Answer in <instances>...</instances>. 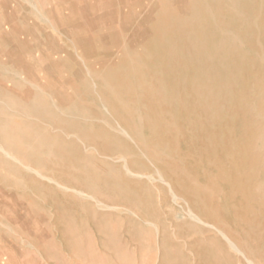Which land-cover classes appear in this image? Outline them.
Instances as JSON below:
<instances>
[{"label": "rangeland", "instance_id": "obj_1", "mask_svg": "<svg viewBox=\"0 0 264 264\" xmlns=\"http://www.w3.org/2000/svg\"><path fill=\"white\" fill-rule=\"evenodd\" d=\"M219 1H220V4H219ZM238 1L239 0H237V1L234 0V2H235L234 3L232 0H225V1L224 0H217V1L216 0H211V1L210 0H0V20L2 21V23L3 24H6V23L9 24L10 23V25H14L15 27H17L18 30L30 31L28 33V40L30 42L31 47H33L30 51L23 52L21 50H16L15 48H13L14 47L13 43L11 45L10 44L9 45H0V91L3 94V96L1 95L2 96L1 98H2V100H5V102L9 103V105H10L9 110L5 109V111L0 112V116L2 117V118L0 117V129H2L1 132H3V134H0V139H2V140H0L1 145H3V146L5 145V148H7V149H10V150L12 149L11 151L13 153H15L17 156L21 153L20 155L22 158V156L24 155V152H23V150L18 149V145L20 144V140L28 141L30 135L32 137L35 134H41V135H44V136L49 137V138H54V137L60 136L59 139L63 143L70 144L72 142H75V145H73L74 147H72V146L69 147V149H67L64 156L61 157L60 159H63L64 162H65V160H67L65 163L73 162L75 164L76 159L79 156L83 155V157L88 158L89 155H91L93 160H94L93 165L96 164L97 158H98V161L99 160L102 161V162L99 161L100 164H99V162H97V164L95 165L96 168H98L100 170L103 169L102 171L107 169L106 165L104 164L105 161H108L107 163H109V164H111L113 162L112 165L115 168H120V169L123 168L122 164H124V161L120 158V155L125 153V154H127V155H125L127 160L129 159L128 160L129 166L131 164L132 169L137 170L139 168H144L145 171L147 172V174L151 173L152 174V175L150 174L151 176H154L156 179H158V175H155V174H157L156 173L157 169L160 170V168H161V173L173 185L177 194L185 200V201L179 200L178 202H172L173 201L172 195L166 196L167 194H171L170 192H166L167 190L169 191V189L167 188V186H165L161 182L159 183V181H154V183H155L154 184L153 181L151 182V180H149V179H147L148 181L146 179H143L139 182V183H142V185L139 186V188H138V187H136L138 185H136L135 183H132L133 180H130L128 182V184H129L128 187H129V189L131 187V189H130L131 191H130V193L126 192L125 195L119 194V192L117 190H114L112 187V184L110 183V181H108V182H100L99 185H100V187L103 186V187H101V189L103 191L106 190L105 192H103L105 195L112 196L113 198H115L116 206L118 208V212H116L117 208L109 210V208H103L102 207V209H104V210H101V207L96 205L97 203H96L95 199L91 198V200H89L90 198H87V197H85V198L81 197L80 198L78 196H75L73 193H69V195H68L67 192H65V194H64V191L57 188L54 184L46 182V180H43L42 178L40 179V177L37 176L36 174L26 171V169L23 167V165H21V163L11 162V163H14V165H16V167L19 169V173L16 176L7 175L6 172H4L2 170L0 171V202H1L0 203V222L2 223V224L0 223V264H246L247 262L245 261L244 257H242V255H240L237 251L233 250L232 248L231 249L228 248L229 243L221 235H219L217 232H215V234H214L213 231H215V230H211V229H209V228H207L201 224L199 226L198 225L199 223H196V222L193 223V220L186 213L187 212V205L185 202H188V201H190L191 203L188 202L187 204H189V206L191 207L192 210H194V212L197 210V213L196 212L195 213L198 214L203 220H206V222L207 221L212 222V224H215V225H217L216 223H218V227H222L223 231H225V233H227L230 237H232V239L238 245L241 244L240 248L241 249L245 248L244 252L247 253L248 256H250L249 257L250 259H253L254 264H264V255H263L264 254V236H263L264 235V225H263V223H264V216H263L264 215V207H263L264 206V196H263V193H264V166H263L264 165V153H263L264 152V140H263L264 139V118H263L264 117V112H263L264 111L263 110L264 109V103H262V102H264L263 101V99H264L263 98V96H264V92H263L264 91V78H263L264 77V74H263L264 73L263 72L264 71V57H263L264 56V49H262V48H264V0H240L239 2ZM243 1H244V3H243ZM194 2H195V4H194ZM228 2L230 3V5ZM31 3L33 4V7H32ZM211 3H213V4H211ZM197 4H198V6H196ZM240 4H243V5L241 6ZM194 5L196 6V8H198V7L199 8L196 9ZM200 6H201V8H200ZM231 7H232V9H231ZM213 8H214V10H213ZM243 8L246 10H244ZM199 9H201V10H199ZM233 9L235 10V13H233L234 12ZM251 9H252V11H251ZM217 10L218 11L221 10L220 11L221 14H220V12L217 13L218 12ZM223 10L225 13L223 12ZM248 10H249V12H248ZM243 11L245 14L247 13V15H245V14L242 15ZM222 12H223V14H222ZM230 13H232V16H230L231 15ZM219 14H220V16H219ZM240 15H242V17ZM260 15H261V17H259ZM237 17L239 19H236ZM246 18H249V19L247 20ZM48 19H51V20H48ZM225 21H226V23H228V22L229 23L225 24ZM231 21H232V23H231ZM235 21H236V23H235ZM237 21H239L240 24ZM241 25H242V27H239ZM243 25H244V27H243ZM251 26H253V27H251ZM190 28H191V30H190ZM246 29H248L249 31L248 30L246 31ZM40 30H45V33H47L49 36H51L50 40L46 37V34ZM244 31L246 32V34H244L245 33ZM194 34H195V37H194ZM214 34H215V36H214ZM101 35H102V37H101ZM217 37H218V40H217ZM51 40L57 42L60 46V50H62V48H63L64 52L60 53V52L55 51L54 48L50 45ZM237 41H238L239 45L235 46ZM48 42H49V44H48ZM205 42H206V44H205ZM37 43H39L40 46H36ZM180 45H182L183 47L182 46L180 47ZM202 45L205 47L202 48L201 47ZM227 45L228 46L230 45L229 48ZM146 47H147V49H146ZM199 47L201 49H199ZM240 47H242V48H240ZM179 48H180V50H179ZM188 48H190V49H188ZM194 48H196L198 50H196ZM230 48H232V50ZM206 49H208V50H206ZM173 50H174V52H173ZM184 50L186 51V53H189V54H186V53L184 54V52H185ZM227 50H228V52H226ZM175 51H177V52H175ZM232 51L234 53H232ZM205 52H207V53L204 55ZM32 53H33V55L31 56ZM76 53H78V54H76ZM132 53L134 54V56ZM171 53L172 54L177 53V54H175V56H174V55H171ZM211 54L213 56H210ZM190 57H191V59H190ZM203 57H204V59H203ZM18 59L23 62L22 65L21 64L19 65L17 63ZM62 59H67V61H62ZM210 59H212V60H210ZM33 60H34V62H33ZM133 60H135V61L133 62ZM190 60L191 61L194 60L192 62L193 64L190 63ZM208 60H210L211 62ZM232 60H234V61H232ZM151 61L154 63H152ZM185 61H187V62L185 63ZM128 62L130 65L128 64ZM234 62L236 63L235 65H234ZM179 63H181V64H179ZM182 63H183V66H179V65H182ZM212 63L214 64V66ZM171 65H173V67ZM127 66L130 67L129 69L131 71H129ZM208 66H210V67H208ZM80 67H83V70ZM137 67H138V69H137ZM180 67H183V69ZM84 68H85V70H84ZM97 68H99L100 70ZM141 68L144 70L142 71ZM205 68L206 69L209 68V69H207V71H206ZM238 68H239V70H238ZM211 69H213V71ZM165 70H166V74H165ZM182 70H183V72H182ZM208 70H211V71L208 72ZM261 70H262V72H261ZM149 71H151V72L147 73ZM167 71H169V72H167ZM176 71L178 72L179 75L177 74ZM179 72H181V74ZM85 73H86V75H85ZM90 73H91V75H90ZM175 73H176V75H175ZM182 73L186 74V76ZM211 73H213V75ZM124 74H125V76L123 77ZM126 74H128V75H126ZM142 74L144 76H142ZM151 74H153L155 77ZM194 74H195V77H193ZM220 74L222 76H220ZM254 74H255V76H254ZM181 75H183V76H181ZM119 76H121V78ZM174 76H177V77H174ZM216 76H217V78H216ZM231 76L235 79H233V78L231 79ZM241 76H243V77H241ZM126 77H128V78L126 79ZM139 77H142L143 79L139 78ZM150 77H151V79H150ZM156 77H157V79H155ZM236 77H237V79H236ZM158 78H159V81L162 83L158 82ZM125 79H126V81H124ZM210 79H211V81H210ZM132 80H134V83ZM140 80H142L143 82ZM172 80H174L175 82L177 81V82L175 83ZM171 81H172V83H171ZM184 81H186V82H184ZM193 81H195V83ZM201 81H203V82H201ZM218 81H220L222 83H220ZM224 81H225V83H224ZM255 81H257V82L255 83ZM262 81H263V83H262ZM127 82H128V84H127ZM149 82L152 84H150ZM197 82H198V84H197ZM253 82H254V84H253ZM129 83H131V84H129ZM186 83H188L189 85L188 84L186 85ZM218 83L220 85H218ZM180 84H182V85L180 86ZM194 84L196 86H194ZM208 84H210L213 87H211L210 85L208 86ZM225 84H226V86H225ZM94 85H96V86H94ZM142 85L143 86L145 85L146 88L143 87ZM199 85L204 87V88L199 87ZM230 85H231V87H230ZM238 85H239V87H238ZM118 86L121 89H119ZM132 86H133V88H132ZM173 86L176 88H175V91H173L174 93L172 94V90H174ZM178 86H180V87H178ZM186 86H187V88H186ZM125 87H128L129 89L127 90V88L125 89ZM171 87H173V88H171ZM181 87H183L184 89L183 88L181 89ZM206 87H207V91H206ZM210 87L213 89H211ZM217 87H218V89H217ZM232 87H234L235 91H233ZM104 88H105V91H104ZM135 88L137 89V92H136ZM149 88H150V90H149ZM162 88H163V91H162ZM185 88L188 90H186ZM194 88H196V89H194ZM219 88L221 90H219ZM96 89H97V91H95ZM138 89H139V93H138ZM249 89H251V90H249ZM115 90L117 91L116 93H118V95H119L118 98H120L121 101L128 94V96L125 99H123V100L127 101V104L125 103L126 101H123V103L125 105H127L129 108L132 107L131 109L133 111L135 110L134 113L137 114L135 116L136 119L133 118L132 121L129 120V117H128V114L126 113V111H125L126 116L124 115V110L121 108V103L119 104V101L116 100L117 98L113 94V92ZM130 90H131V92H130ZM143 90H146V91H143ZM151 90H154V92ZM159 90L161 92H159ZM184 90H185V92H184ZM189 90H193V91H189ZM240 90H242V91H240ZM260 90H262V92H260ZM125 91H127V94H125L126 93ZM132 91H135V92L132 93ZM155 91H158L156 93V95L154 94ZM178 91H179V94H177ZM220 91H221V93H219ZM239 91L241 93H239ZM243 91H248V92L243 93ZM186 92H188V93H186ZM189 92H191V94H190L191 99L189 98V95H187V94H189ZM98 93H99V95H98ZM122 93H124L125 95ZM131 93H132V95H131ZM212 93L216 94V95H213ZM36 94L41 95L39 97L42 98L44 101H47V103L53 104L57 108V110L59 111L58 113H59L60 117H62V118L64 117L65 119H68L71 122H73L74 124L78 125L79 130H80V134L83 137L85 135L93 136V134H94V136H96V135H98V133L101 132L103 134V132L106 131L103 134L104 136L102 135V137H104L106 140L104 138H101V139L96 138L97 141H95V143L98 144L97 148L99 149V152L101 151L102 153H104V151L106 150L104 154L112 155L115 157V159L113 161L104 160L103 158H101L99 156L98 152H95L93 150L92 151L90 150L89 152L86 153L84 147L79 142L77 144L76 139L72 138L73 134L70 135L69 137H67L59 131L60 130L59 128L54 129L55 127L53 125H51L49 122H47L46 120H43L41 118L31 116V115H28V114L21 112L18 109V107L25 106L29 101L31 102ZM86 94H87V96H86ZM101 94H102V98H101ZM110 94L113 96L111 97ZM163 94H165V96H163ZM209 94H210V98H211V96L213 98L207 99V97H209ZM220 94H222V95H220ZM239 94L241 95V99H240ZM120 95H122V96H120ZM161 95L163 97H165V99L161 98ZM167 95H169V96H167ZM174 95H176V96H174ZM193 95H195V96H193ZM242 95L247 96L248 98L242 97ZM106 96L110 97L112 100ZM131 96H132V98H131ZM136 96H138V97H136ZM145 97H147V98H145ZM168 97H170L169 98L170 100H168ZM197 97H198V99H197ZM204 97H206V98H204ZM253 97H254V99H253ZM178 98H179V100H178ZM202 98H204V99H202ZM223 98H224V100H223ZM226 98H228L229 100ZM242 98L243 99L245 98L246 100L244 99V101H243ZM176 99H177V101H176ZM239 99L242 101H239ZM247 99H249V100H247ZM58 100H59V102H58ZM84 100H85V103H84ZM108 100H111V102H109ZM163 100L165 103L163 102ZM227 100H228V102H227ZM236 100L238 102H236ZM71 101H72V104H70ZM80 101L82 102L83 105L81 104ZM173 101H176L175 104ZM185 101L188 103V107H190V108H188L187 105H184V104H186ZM202 101H204V102H202ZM245 101H246V103H245ZM154 102L157 104H154ZM162 102L164 104H162ZM205 102L209 105H206ZM76 103H78V104H76ZM113 103L115 106L113 105ZM130 103H132V104H130ZM169 103H170V105H169ZM234 103L235 104L239 103V105L241 103L242 104L240 107L239 105H237V104L235 105ZM247 103L249 106L247 105ZM249 103H251V105ZM86 104H88V105H86ZM159 104H160V106H159ZM210 105H211V108H209ZM222 105H223V107L221 108ZM1 106H3V105L0 103V107ZM74 106H76L78 108V112L71 110V108ZM85 106H87V107H85ZM157 106H159V107H157ZM180 106H181V108H180ZM213 106L215 107V109L216 108L217 109L215 110ZM133 107H135V108H133ZM185 107H186V109L183 110ZM84 108L85 109L87 108L91 113L87 109L85 110ZM155 108H156V110H155ZM159 108H161V109H159ZM175 108L177 110L178 109L179 110L175 111L176 110ZM212 108H213V110H212ZM79 109H80V111H79ZM82 109H84L83 110L84 113L81 111ZM188 109L189 110L194 109V110L189 111ZM231 109L232 110L234 109L233 110L234 112ZM252 109L254 112L252 111ZM143 110H145V111H143ZM221 110H222V112H220ZM243 110L245 111V113ZM260 110H263V111H260ZM156 111H158V113ZM163 111H165V112H163ZM170 112H172V114ZM187 112H188V116L189 115L191 116V117L189 116L190 118L187 116ZM195 112H197V113H195ZM202 112H203V114H202ZM208 112H210V113H208ZM235 112L237 115L235 114ZM169 113L172 116V118L169 115ZM175 113H177V114H175ZM231 113L232 114L234 113L233 114L234 116H232ZM113 114H114V116H113ZM142 114H143V116H142ZM205 114H206V116H205ZM138 115L142 116V118H140ZM144 115L146 117H144ZM155 115L156 116L158 115V116L156 117ZM160 115H162V116H160ZM167 115H169L170 117ZM221 115H223V117ZM154 116H155V118H154ZM163 116H164V118H163ZM195 116H196V118L198 117L199 119L198 118L195 119ZM213 116H215V117H213ZM219 116L221 117V119ZM231 116H232V118H231ZM254 116H256V117H254ZM123 117H124V120H123ZM126 117H128V118H126ZM183 117L184 118L186 117V118L184 119ZM202 117H204V118H202ZM244 117H246V118H244ZM30 118H32V119H30ZM103 118H104V120H103ZM176 118H177V121H179V123L175 122ZM187 118H189V121L192 123H190ZM201 118L204 121H202ZM237 118L240 122L237 121ZM247 118H249V119H247ZM2 119H5V120H2ZM144 119H145V121H144ZM206 119H207V121H206ZM245 119H247V120H245ZM31 120H32V122H31ZM122 120H123V122H122ZM213 120H216L218 122L213 121ZM242 120H243V122H242ZM42 121L43 122L46 121L47 123L46 122L43 123ZM167 121L170 123H168ZM197 121H198V123H197ZM244 121H248V122H244ZM117 122H119L121 125L125 124V126L127 125V127H128L127 122H129L131 124V126H133L134 124L139 125L141 128L142 137L144 140H146V144L145 145L140 144L138 142L136 136L135 135H134V137L132 136L134 133L131 132V129H129V130L127 129V130L129 131L130 134L132 133L131 136L133 137V139L135 138L134 139L135 141H133V139H128L130 137L127 138V136H125V134H123V133L121 134V132L116 129L117 128ZM233 122H235V123H233ZM3 123L5 125H3ZM39 123H41V124H39ZM147 123H149V124H147ZM161 123H164V125H161ZM187 123H188L190 128L187 127L188 126ZM253 123L255 126L252 127ZM256 123H259V124H256ZM179 124H180V126H179ZM192 124H193V126H192ZM217 124H218V126H216ZM235 124H236V126H235ZM260 124H261V126H263L262 129H260V127H259ZM160 125H161V127H160ZM201 125H203L205 128ZM208 125L210 128L207 127ZM221 125L223 126L222 128H221ZM224 125H225V127H224ZM103 126H104V128H102ZM110 126L115 128V130H113ZM157 126L160 128H158ZM167 126H168V128H166ZM248 126L249 127L251 126L252 129L248 128ZM256 126H257L258 130L256 129ZM90 127H92V128H90ZM199 127H201V128L199 129ZM202 127H203V129H202ZM219 127L221 128L220 130L223 129L221 131L222 133L220 132V130H218ZM234 127H235V129H234ZM86 128H87V130H86ZM153 128L156 130V132L154 131ZM102 129H104V130H102ZM151 129H153V130H151ZM204 129H206L208 131L210 130V131L209 132L206 130L204 131ZM178 130H179V132H178ZM232 130H234V131H232ZM235 130H236V133H234ZM246 130H248V131H246ZM252 130H253V132H252ZM203 131L206 133H204ZM256 131H257V134L255 133ZM249 132H250V136L248 134ZM167 133H168V135H167ZM169 133L170 134L172 133V134L170 135ZM226 133H227V135H226ZM204 134H206V135H204ZM209 134H210V137H209ZM234 134L235 135L237 134L236 135L237 137ZM259 134H261V135H259ZM155 135L157 137L159 136L158 138H160L162 140L157 139ZM199 135H201L202 137H199ZM179 136H180V138H179ZM181 136H182V139H181ZM194 136L197 138H195ZM205 136L206 137L208 136V137L206 138ZM211 136L214 138H211ZM233 136H234V139L236 137V140L232 139ZM221 137H222V139H220ZM227 137H228V139H227ZM257 137H258V139H256ZM168 138L171 140L173 138V140L171 141ZM193 138H194V140H193L194 142L191 143V139H193ZM124 139H126V140H124ZM204 139H205V141H203ZM213 139H216V141L215 140L213 141ZM254 139H255V145H253ZM147 140H149L151 143L149 141L147 143ZM166 140H168V141H166ZM230 140L232 141V143H230L231 142ZM258 140H259V142H258ZM158 141H159V143H161V142L162 143L159 144ZM169 141H171V142H169ZM173 141H174V143H173ZM210 141H212L214 143H212V142L209 143ZM217 141H219V143H217ZM250 141H251V143H250ZM188 142H189V144H188ZM195 142H196V144H194ZM125 143H128V145H130L131 147L126 146ZM165 143H167V144H165ZM168 143L170 145L174 144L173 145L174 149L171 148L172 145L170 146ZM233 143H234V145H233ZM99 144H100V146H99ZM162 144H164V146H162ZM180 144H181V146H180ZM190 144L194 150L192 149ZM206 144L211 148H209ZM231 144L233 146H230ZM104 145H106L107 147ZM132 145H134V146H132ZM138 145H143V146H138ZM149 145H150V149H152V150H149L147 148ZM159 145H160V147H159ZM167 145H168V147H166ZM240 145H241V147H240ZM249 145L251 146V150H249V147H250ZM161 146H162V148H161ZM203 146L204 147L206 146L205 147L206 149ZM102 147H104V148H102ZM128 147H130V148H128ZM139 147L143 150H140ZM180 147H182V149L178 150ZM221 147H222V149H219ZM107 148H109V149H107ZM134 148H138V149H134ZM154 148H155V150H153ZM175 148H176V151H175ZM131 149L132 150L134 149V151H132ZM165 149H167V150H165ZM18 150H20V151H18ZM145 150H147V153L145 152ZM199 150H201L203 153ZM227 150H228V152H227ZM164 151H166V153ZM177 151H179V152H177ZM216 151H217V155L215 156L214 152L216 153ZM229 151H230V153H229ZM239 151H240V153H239ZM248 151L249 152L251 151L250 154L251 153H253V154L250 155L248 153ZM17 152L19 154H17ZM126 152H128V153H126ZM173 152H174V154H173ZM184 152H185V154H184ZM187 152H188V154H187ZM195 152L197 155L195 154ZM235 152H236V154H235ZM237 152L239 155L237 154ZM244 152H246V154H244ZM143 153L145 155L148 154L146 157H148V158L150 157V158L149 159L146 157L144 158L145 155L143 156ZM222 153H224V155ZM225 153H228V154H225ZM179 154H181V155L179 156ZM220 154H222V156ZM229 154L231 155V157ZM233 154H235V155H233ZM133 155H134V157H132ZM193 155L196 156L195 160L197 162L194 160L195 156H193ZM211 155H213V156H211ZM96 156H98V157H96ZM116 156H118L119 158H116ZM129 156L131 159L129 158ZM140 156H141L142 161L139 160ZM152 156H155L156 158L154 159V157L152 158ZM174 156L176 157L175 159L173 158ZM181 156L183 158H181ZM189 156L190 157L192 156L191 159ZM226 156H227V158H226ZM161 157H165V159L164 158L162 159ZM206 158H207V160H206ZM158 159H159V161H158ZM213 159H214V161H213ZM228 159H229L230 163L228 162ZM240 159H242V160H240ZM198 160L202 164H203V160H204V164H203L204 166L201 163H199ZM208 160H210V162ZM220 160L222 161V163H220L221 162ZM238 160H239V163H238ZM250 160H251V162H249ZM173 161H174V163H173ZM143 162H145V163L143 164ZM177 162H178V164H177ZM28 163L32 164L34 167L38 168V170L44 171L42 169V167L37 166L38 163L36 161L34 162V160H32V161L29 160ZM146 163H148V164L150 163L151 165H148ZM209 163H212V164L210 165ZM214 163H216V164H214ZM231 163H233V164H231ZM235 163L237 164V166ZM249 163L251 165H248ZM252 163H255L256 165L255 164L252 165ZM119 164H121V166ZM164 164H166V165H164ZM169 164H171V165H169ZM172 164H173V166H172ZM195 164H197V165H195ZM174 165H177V166L175 167ZM218 165L222 168L218 167ZM232 165H233V167H232ZM100 166L101 167L103 166V167L101 168ZM150 166L154 167L153 168L154 170ZM169 166H170V168H169ZM184 166L188 167V168H185ZM252 166H253V168H252ZM164 167L167 168L168 170L165 169ZM202 167H204L209 172L203 171L205 169ZM209 167H212V168L209 169ZM225 167H226V169H224ZM243 167H244V169H243ZM150 168L153 171L150 172V170H151ZM163 168H164V170H163ZM195 168H196V170H195ZM233 168H234V170H233ZM169 169H171V170H169ZM182 169L184 170V174H182L183 173ZM245 169L247 170L246 172H245ZM198 170H199V172H197ZM213 170H214V173H213ZM224 170L226 173L224 172ZM240 170H242V172ZM249 171L252 173L253 178L250 176L251 173ZM165 172H166V174H165ZM192 172L195 175L198 174L199 176L198 175L195 176ZM223 172L225 173V175L221 174ZM23 173H26V174H23ZM27 174H30L31 177H29V175H27ZM18 175L20 178L18 177ZM186 175L188 176V178ZM203 175H205V176H203ZM221 175L223 177L224 176H226V177L223 178ZM227 175H228V177H227ZM21 176L23 177V180L21 179L22 178ZM238 176L240 178L237 180ZM260 176H261V179H259ZM177 177H179V178H177ZM182 177L184 178V181H183ZM189 177H191V178H189ZM256 177L258 179H256ZM3 178H5V179H3ZM24 178H25V180H24ZM28 178H29V180H28ZM218 179H220V180H218ZM225 179H227V181H225ZM14 180H17L18 184H17V182L15 183ZM27 180H28V182H27ZM171 180H172V182L175 181L174 182L175 185H174V183L171 182ZM194 180H195V183H194ZM211 180H214V182L209 184L210 182H212ZM217 180H218V182L219 181L220 182L218 183ZM247 180L248 181L250 180V181L247 182ZM208 181H209V183H207ZM223 181L227 182V184L223 183ZM29 183L31 184L32 187L29 186L30 185ZM39 183H41V184H39ZM102 183H103V185H101ZM106 183L108 184V186L105 185ZM191 183H193V184H191ZM205 183H207L209 186H207V184H205ZM214 183L217 185H215ZM190 184L192 186H189ZM203 184H205L206 186H204ZM45 185L48 187H46ZM177 185L181 190L177 187ZM180 185L182 186L183 189L185 188L184 191L182 190ZM218 185H221L220 188ZM256 185H257V187H256ZM20 186L22 187V189ZM160 186H161V188H159ZM197 186H199V188ZM201 186H202V188L207 187L208 189H210V190H208L205 188L209 192H207L205 189H203L204 191L201 192V190H202ZM7 187H8V189H7ZM147 187H149V188H147ZM249 187H250V189H249ZM30 188H31V190H30ZM146 188L150 189L149 192L145 191ZM252 188H253V190H252ZM258 188H259V190H256ZM53 189H54V191H53ZM56 189H57V192H56ZM159 189H161V191ZM188 189H190L192 192H190V190H188ZM198 189L200 190V192H198L199 191ZM240 189H241V191H240ZM244 189H247V190H244ZM216 190H217V192H216ZM236 190H238V192ZM247 191H249L250 195L252 194L253 196L252 195L248 196L249 192L247 193ZM116 192H117V194H116ZM230 192H231V194H230ZM242 192H246V193L242 194ZM185 193H187V194H185ZM209 193H211L212 195ZM223 193H224V195H223ZM232 193L235 196H232ZM52 194L54 195V197ZM196 194H199V195H196ZM200 194H202V195H200ZM208 194H209V196H208ZM65 195H66V198L64 197ZM120 195H122V196H120ZM151 195H153V198L154 197L155 198L154 199L151 198ZM186 195L187 196L189 195V197L191 196V198L187 197ZM242 195H244V196H242ZM246 195H247V197L252 198V200L249 198H245ZM256 195L258 196V198ZM118 196H120V197H118ZM129 196H131V197H129ZM183 196H185V197H183ZM196 196L197 197L200 196L201 198H199V197L197 198ZM261 196H263V197H261ZM1 197H2V201H1ZM123 197H125L124 201L122 199ZM234 197H235V199H234ZM54 198H55V202H53ZM57 198H58V200H57ZM72 198L75 200H73ZM104 198L105 197H103V199H102L103 201L106 200ZM148 198H149V200L152 199L151 200L152 203L148 202L149 201ZM159 198H161V199H159ZM188 198H189V200H188ZM195 198H197V199L195 200ZM205 198L208 200H206ZM244 199L246 201L249 199V201H247V203H246V201ZM157 200H159L160 202L159 201L157 202ZM201 200L203 202H201ZM57 201H59V202H57ZM84 201L86 203H84ZM120 201L122 202V204L119 205L118 203H120ZM212 201H213V204L211 203ZM56 202H57V204H56ZM252 202H253V204H252ZM126 203H128L129 205H126ZM148 203L150 204V206ZM204 203H205V205H204ZM209 203H211V204H209ZM86 204H87V206H86ZM234 204L237 205V207L234 206ZM255 204H256V206H255ZM76 205H77V207H75ZM80 205L84 206L83 208H85L84 209L85 211L81 208L82 206H80ZM147 205L151 208H149ZM166 205H167L168 210L165 207ZM209 205L211 206V208ZM230 205L233 207H231ZM136 206H137V208H136ZM138 206L141 208H139ZM198 206L201 208H199ZM205 206H208V207H205ZM218 206H220V207H218ZM250 206H252L254 209ZM238 207H240V208H238ZM243 207H244V209H243ZM262 207H263V209H261ZM119 208H121V209H119ZM126 208H127V210H126ZM250 208H252V211H250L251 210ZM149 209H151L152 211H150ZM214 209H215V211H214ZM240 209H241V211H240ZM105 210H108L109 215L107 214V211H105ZM164 210H166V211H164ZM207 210H209V211H207ZM247 210H248V212H245ZM124 211L126 213H129V214H126ZM134 211H138L139 213H136ZM156 211H158L160 213V215L157 216L158 212H156ZM205 211H206V213H205ZM71 212H72V214H71ZM84 212H86L88 217L89 218L91 217L92 219L90 218V220H89V218L86 216V214ZM154 212H156V213H154ZM184 212L186 215L184 214ZM207 212H209L211 214H209ZM215 212H216V214H215ZM218 212H219V214H218ZM238 212H240L241 214ZM244 212H245V214H244ZM257 212L258 213L260 212L258 216H261V217L255 218V215L258 214ZM150 213H151L152 217H151ZM175 213H176V215H175ZM235 213H236V215H240V216H234ZM67 214H68V216H67ZM98 214H99V216H98ZM171 214H172V216H171ZM213 214L219 216L220 219L218 217L216 219V217ZM253 214H254V216H253ZM128 215H129L130 219H129V217L127 218ZM205 215L208 217H205ZM242 215H243V217H242ZM249 215H250V217H249ZM96 216H98V217H96ZM141 216H142V218H140ZM154 216L158 217V218H155ZM258 216L256 215V217H258ZM113 217H115V218H113ZM162 217H163V219L161 221L160 218H162ZM237 217H238V219H237ZM241 217H242V219H240ZM125 218L127 219V221ZM185 218L188 219V222L186 221ZM223 218H225V220ZM243 218H244V220L246 219L244 222H243ZM164 219H166V221ZM181 219H183L182 222H181ZM154 220H156V221H154ZM260 220H262V221H260ZM77 221L81 224L79 225V223ZM174 221H176V222H174ZM177 221H178V223H177ZM184 221L187 222V225L189 223V226H186ZM239 221L241 224H238ZM172 222H174V223H172ZM225 222H226V224H225ZM254 222H256V223H254ZM131 223H132V225H131ZM163 224H166V225L169 224V225L165 226ZM173 224H174V226H173ZM195 224L198 225V226H196L197 228L193 226ZM245 224L247 227L245 226ZM81 225H82V227H81ZM154 225L156 227H153ZM219 225H221V226H219ZM239 225H241V226H239ZM243 225L245 228L243 227ZM253 225H255V226L252 227ZM172 226H173V228H172ZM180 226H181L183 231L179 230V232H178V229H181ZM250 226L252 229L250 228ZM261 226H263V227L261 228ZM164 227H165V229H164ZM174 227H175V229H174ZM255 227H257L258 229ZM156 228H158V229H156ZM189 228H191V229L189 230ZM202 228H203V230H202ZM232 228L233 229L236 228V229L233 231ZM161 229H163L165 231L167 230V231L163 232V230H161ZM159 230L161 232H159ZM171 230H172V232H171ZM168 231H170V232H168ZM174 231H175V233H174ZM190 231H192V234H190ZM243 231L245 233H243ZM258 232H260V233H258ZM175 234L177 235V237L175 236ZM258 234L260 237L258 236ZM169 235H170V237L172 236L171 237L172 240L168 239V238H170ZM192 235H193V237H192ZM214 235H216V236H214ZM245 236L247 238H248V236L250 237V238H248L249 241L247 240V238ZM166 237H167V239H165ZM243 237H245V239ZM176 238L180 242H176L177 240H173ZM201 238H203V239H201ZM204 238L205 239L207 238L206 239L207 241ZM163 239L166 240L164 242H168V243H166L167 245L163 242ZM182 240H184V241H182ZM185 240L187 242H185ZM239 240L241 243H239ZM253 240H255V242ZM208 241H210L211 244ZM246 241L249 243L247 244ZM187 245H190V246H187ZM194 245H195V247L193 248ZM197 245H199L198 249H197ZM243 245H244V247H243ZM255 245L258 247H255ZM250 246H252V247H250ZM225 247L227 250L225 249ZM228 250H229V252H228ZM254 250H256V251L259 250V251L256 252ZM188 251H190V253ZM251 251L253 254L251 253ZM230 252L231 253L233 252V253L230 254ZM258 253L260 255H258ZM192 254H194V255H192ZM223 255H225V256H223ZM226 260L228 263H226ZM231 262H233V263H231Z\"/></svg>", "mask_w": 264, "mask_h": 264}, {"label": "bare ground", "instance_id": "obj_2", "mask_svg": "<svg viewBox=\"0 0 264 264\" xmlns=\"http://www.w3.org/2000/svg\"><path fill=\"white\" fill-rule=\"evenodd\" d=\"M211 1V0H210ZM217 1V0H216ZM225 1V0H224ZM233 2H234V0H232ZM237 1V0H236ZM240 1V0H239ZM238 1V2H239ZM227 2V1H226ZM225 2V3H226ZM232 2V3H233ZM197 3V2H196ZM229 3V2H228ZM231 3V4H232ZM235 3V2H234ZM243 3H244V1H243ZM32 4V3H31ZM137 4V3H136ZM135 4V5H136ZM194 4H195V2H194ZM211 4H213V3H211ZM219 4H220V1H219ZM237 4V3H236ZM229 5H230V3H229ZM234 5V4H233ZM241 6L243 5V4H240ZM174 6V5H173ZM195 6V5H194ZM196 6H198V4L196 5ZM196 6H195V8H196ZM202 6V5H201ZM201 6H200V8H201ZM212 6V5H211ZM220 6V5H219ZM227 6V5H226ZM235 6V5H234ZM240 6V7H241ZM32 7H33V4H32ZM203 7V6H202ZM213 7V6H212ZM174 8V7H173ZM199 8V7H198ZM198 8H196V9H198ZM206 8V7H205ZM218 8V7H217ZM230 8V7H229ZM259 8V7H258ZM175 9V8H174ZM216 9V8H215ZM224 9V8H223ZM231 9H232V7H231ZM240 9V8H239ZM244 9V8H243ZM253 9V8H252ZM252 9H251V11H252ZM199 10H201V9H199ZM208 10V9H207ZM213 10H214V8H213ZM234 10V9H233ZM244 10H246V9H244ZM218 11V10H217ZM216 11V12H217ZM221 11V10H220ZM220 11H218L217 13H219ZM227 11V10H226ZM118 12V11H117ZM198 12V11H197ZM209 12V11H208ZM214 12V11H213ZM223 12H224V10H223ZM223 12H222V14H223ZM230 12V11H229ZM241 12V11H240ZM248 12H249V10H248ZM210 13V12H209ZM208 13V14H209ZM225 13V12H224ZM233 13H235V10H234V12ZM242 13V12H241ZM25 14V13H24ZM48 14V13H47ZM207 14V15H208ZM220 14H221V12H220ZM220 14H219V16H220ZM229 14V13H228ZM231 15L230 16H232V13H230ZM245 13H244V11H243V14L242 15H244ZM242 15H240L241 17H242ZM245 15H247V13L245 14ZM216 16V15H215ZM208 17V16H207ZM224 17V16H223ZM249 17V16H248ZM259 17H261V15L259 16ZM227 18V17H226ZM250 18V17H249ZM249 18H246L247 20L249 19ZM222 19V18H221ZM233 19V18H232ZM236 19H239L238 17L236 18ZM48 20H51V19H48ZM244 20V19H243ZM242 20V21H243ZM196 21V20H195ZM210 21V20H209ZM240 21V20H239ZM239 21H237L238 23H239ZM51 22V21H50ZM224 22V21H223ZM207 23V22H206ZM229 23V22H228ZM228 23H226V21H225V24H228ZM231 23H232V21H231ZM235 23H236V21H235ZM246 23V22H245ZM188 24V23H187ZM192 24V23H191ZM190 24V25H191ZM194 24V23H193ZM224 24V23H223ZM240 24V23H239ZM255 24V23H254ZM215 26V25H214ZM182 27V26H181ZM190 27V26H189ZM212 27V26H211ZM226 27V26H225ZM239 27H242V25L241 26H239ZM243 27H244V25H243ZM251 27H253V26H251ZM40 28V27H39ZM187 29V28H186ZM227 29V28H226ZM230 29V28H229ZM237 29V28H236ZM190 30H191V28H190ZM248 29H246V31H247ZM40 31H42L43 33H45V30H40ZM188 31V30H187ZM186 31V32H187ZM215 31V30H214ZM228 31V30H227ZM249 31V30H248ZM30 31H28V30H25V31H23V30H18L17 29V27H15L14 25H10V23L8 24V23H6V24H3L2 23V21L0 20V45H11L12 43H13V45H14V47L13 48H15L16 50H21V51H23V52H28V51H30L33 47H31V45H30V42H29V40H28V33H29ZM189 32V31H188ZM245 32V31H244ZM207 33V32H206ZM248 33V32H247ZM46 34V37L50 40V38H51V36H49L47 33H45ZM244 34H246V32L244 33ZM243 34V35H244ZM253 34V33H252ZM107 35V34H106ZM190 35V34H189ZM201 35V34H200ZM203 35V34H202ZM214 36H215V34H214ZM219 36V35H218ZM101 37H102V35H101ZM194 37H195V34H194ZM203 37V36H202ZM232 37V36H231ZM215 38V37H214ZM221 39V38H220ZM217 40H218V37H217ZM247 40V39H246ZM245 40V41H246ZM187 41V40H186ZM204 41V40H203ZM220 41V40H219ZM95 42V41H94ZM174 43V42H173ZM193 43V42H192ZM231 43V42H230ZM237 43H238V41H237ZM235 44V46H237V45H239V43L238 44ZM48 44H49V42H48ZM116 44V43H115ZM187 44V43H186ZM191 44V43H190ZM205 44H206V42H205ZM223 44V43H222ZM229 44V43H228ZM53 48H54V50L55 51H57V52H64L63 51V48H62V50H60V46H59V44L57 43V42H55V41H53V40H51V44H50ZM94 45V44H93ZM96 45V44H95ZM184 45V44H183ZM200 45V44H199ZM216 45V44H215ZM36 46H40V44L39 43H37L36 44ZM156 46V45H155ZM182 45H180V47H181ZM191 46V45H190ZM195 46V45H194ZM228 46V45H227ZM230 46V45H229ZM229 46H228V48H229ZM82 47V46H81ZM183 47V46H182ZM197 47V46H196ZM202 48L203 47H205V46H201ZM222 47V46H221ZM249 47V46H248ZM212 48V47H211ZM240 48H242V47H240ZM239 48V49H240ZM257 48V47H256ZM146 49H147V47H146ZM185 49V48H184ZM188 49H190V48H188ZM194 49H196V48H194ZM199 49H201L200 47H199ZM231 50H232V48H230ZM238 49V50H239ZM262 49H264V48H262ZM179 50H180V48H179ZM178 50V51H179ZM183 50V49H182ZM196 50H198V49H196ZM206 50H208V49H206ZM237 50V49H236ZM242 50V49H241ZM185 51V50H184ZM204 51V50H203ZM173 52H174V50H173ZM175 52H177V51H175ZM198 52V51H197ZM218 52V51H217ZM226 52H228V50L226 51ZM240 52V51H239ZM243 52V51H242ZM182 53V52H181ZM186 53V51L184 52V54ZM196 53V52H195ZM207 52H205L204 53V55L206 54ZM232 53H234L233 51H232ZM236 53V52H235ZM244 53V52H243ZM242 53V54H243ZM14 54V53H13ZM57 54V53H56ZM64 54V53H63ZM76 54H78V53H76ZM133 54V53H132ZM175 54H177V53H175ZM175 54L173 53H171V55H174L175 56ZM186 54H189V53H186ZM191 54V53H190ZM33 55V53L31 54V56ZM194 55V54H193ZM197 55V54H196ZM133 56H134V54H133ZM210 56H213L212 54L210 55ZM238 56V55H237ZM114 57V56H113ZM194 57V56H193ZM264 57V56H263ZM202 58V57H201ZM211 58V57H210ZM168 59V58H167ZM190 59H191V57H190ZM200 59V58H199ZM203 59H204V57H203ZM233 59V58H232ZM210 60H212V59H210ZM210 60H208V61H210ZM62 61H67V59H62ZM135 60H133V62H134ZM153 61V60H152ZM151 61V62H152ZM194 61V60H193ZM193 61H191L190 60V63H192ZM203 61V60H202ZM232 61H234V60H232ZM259 61V60H258ZM257 61V62H258ZM33 62H34V60H33ZM36 62V61H35ZM187 61H185V63H186ZM189 62V61H188ZM211 62V61H210ZM215 62V61H214ZM17 63L20 65H22L23 64V62L21 61V60H17ZM136 63V62H135ZM152 63H154V62H152ZM195 63V62H194ZM38 64V63H37ZM128 64H129V62H128ZM132 64V63H131ZM178 64V63H177ZM179 64H181V63H179ZM193 64V63H192ZM211 64V63H210ZM213 64V63H212ZM236 63L234 62V65H235ZM258 64V63H257ZM35 65V64H34ZM79 65V64H78ZM130 65V64H129ZM157 65V64H156ZM174 65V64H173ZM173 65H171L172 67H173ZM254 65V64H253ZM29 66V65H28ZM38 66V65H37ZM84 66V65H83ZM86 66V65H85ZM126 66V65H125ZM179 66H183V63H182V65H179ZM186 66V65H185ZM188 66V65H187ZM213 66H214V64H213ZM128 67V66H127ZM139 67V66H138ZM138 67H137V69H138ZM208 67H210V66H208ZM257 67V66H256ZM80 68H82V70H83V67H80ZM95 68V67H94ZM130 67H128V69H129ZM176 68V67H175ZM180 68H182L183 69V67H180ZM215 68V67H214ZM213 68V69H214ZM240 68V67H239ZM239 68H238V70H239ZM96 69V68H95ZM97 69H99V68H97ZM132 69V68H131ZM142 69V68H141ZM206 69V68H205ZM207 69H209V68H207ZM207 69H206V71H207ZM213 69H211L212 71H213ZM254 69V68H253ZM84 70H85V68H84ZM100 70V69H99ZM144 69H142V71H143ZM176 70V69H175ZM190 70V69H189ZM195 70V69H194ZM193 70V71H194ZM203 70V69H202ZM211 70H208V72L209 71H211ZM89 71V70H88ZM128 71V70H127ZM126 71V72H127ZM129 71H131L130 69H129ZM148 71V70H147ZM178 71V70H177ZM176 71V72H177ZM191 71V70H190ZM90 72V71H89ZM125 72V73H126ZM135 72V71H134ZM133 72V73H134ZM140 72V71H139ZM151 71H149V72H147V73H150ZM164 72V71H163ZM167 72H169V71H167ZM182 72H183V70H182ZM261 72H262V70H261ZM264 72V71H263ZM84 73V72H83ZM120 73V72H119ZM144 73V72H143ZM157 73V72H156ZM160 73V72H159ZM180 74H181V72H179ZM215 73V72H214ZM121 74V73H120ZM119 74V75H120ZM165 74H166V70H165ZM177 74H178V72H177ZM182 74H184V73H182ZM212 75H213V73H211ZM219 74V73H218ZM239 74V73H238ZM264 74V73H263ZM85 75H86V73H85ZM88 75V74H87ZM90 75H91V73H90ZM110 75V74H109ZM126 75H128V74H126ZM151 75H153V74H151ZM168 75V74H167ZM175 75H176V73H175ZM179 75V74H178ZM185 76H186V74H184ZM211 75V76H212ZM125 76V74L123 75V77ZM142 76H144L143 74H142ZM154 76V75H153ZM181 76H183V75H181ZM180 76V77H181ZM192 76V75H191ZM210 76V75H209ZM208 76V77H209ZM219 76V75H218ZM220 76H222L221 74H220ZM254 76H255V74H254ZM120 78H121V76H119ZM129 77V76H128ZM128 77H126V79L128 78ZM155 77V76H154ZM161 77V76H160ZM173 77V76H172ZM174 77H177V76H174ZM193 77H195V74H194V76ZM227 77V76H226ZM241 77H243V76H241ZM119 78V79H120ZM139 78H142V77H139ZM146 78V77H145ZM162 78V77H161ZM165 78V77H164ZM163 78V79H164ZM182 78V77H181ZM186 78V77H185ZM216 78H217V76H216ZM233 77L231 76V79H232ZM248 78V77H247ZM264 78V77H263ZM116 79V78H115ZM126 79L124 80V81H126ZM143 79V78H142ZM147 79V78H146ZM145 79V80H146ZM150 79H151V77H150ZM153 79V78H152ZM155 79H157V77L155 78ZM154 79V80H155ZM174 79V78H173ZM197 79V78H196ZM209 79V78H208ZM233 79H235V78H233ZM236 79H237V77H236ZM258 79V78H257ZM260 79V78H259ZM262 79V78H261ZM100 80V79H99ZM121 80V79H120ZM135 80V79H134ZM134 80H132L133 81V83H134ZM181 80V79H180ZM186 80V79H185ZM200 80V79H199ZM215 80V79H214ZM75 81V80H74ZM98 81V80H97ZM119 81V80H118ZM140 81H142V80H140ZM150 81V80H149ZM152 81V80H151ZM156 81V80H155ZM154 81V82H155ZM172 81H174V80H172ZM172 81H171V83H172ZM182 81V80H181ZM210 81H211V79H210ZM26 82V81H25ZM95 82V81H94ZM130 82V81H129ZM136 82V81H135ZM143 82V81H142ZM147 82V81H146ZM145 82V83H146ZM158 82H160L159 81V78H158ZM165 82V81H164ZM175 82V81H174ZM177 82V81H176ZM175 82V83H176ZM184 82H186V81H184ZM194 83H195V81H193ZM201 82H203V81H201ZM200 82V83H201ZM218 82H220V81H218ZM250 82V81H249ZM257 81H255V83H256ZM28 83V82H27ZM124 83V82H123ZM150 83V82H149ZM160 83H162V82H160ZM192 83V82H191ZM220 83H222V82H220ZM224 83H225V81H224ZM234 83V82H233ZM259 83V82H258ZM257 83V84H258ZM262 83H263V81H262ZM96 84V83H95ZM127 84H128V82H127ZM129 84H131V83H129ZM142 84V83H141ZM150 84H152V83H150ZM158 84V83H157ZM188 83H186V85H187ZM197 84H198V82H197ZM203 84V83H202ZM211 84V83H210ZM210 84H208V86L210 85ZM253 84H254V82H253ZM261 84V83H260ZM126 85V84H125ZM134 85V84H133ZM138 85V84H137ZM162 85V84H161ZM182 84H180V86H181ZM189 85V84H188ZM206 85V84H205ZM204 85V86H205ZM216 85V84H215ZM218 85H220L219 83H218ZM222 85V84H221ZM233 85V84H232ZM94 86H96V85H94ZM120 86V85H119ZM118 86V88L119 89H121L120 87ZM130 86V85H129ZM128 86V87H129ZM143 86V85H142ZM153 86V85H152ZM156 86V85H155ZM163 86V85H162ZM180 86H178V87H180ZM192 86V85H191ZM194 86H196L195 84H194ZM211 86V85H210ZM225 86H226V84H225ZM234 86V85H233ZM253 86V85H252ZM259 86V85H258ZM113 87V86H112ZM117 87V86H116ZM128 87H125V89L127 88V90L129 89ZM143 87H145L146 88V86L144 85ZM157 87V86H156ZM174 87V86H173ZM173 87H171V88H173ZM189 87V86H188ZM199 87H202V86H200L199 85ZM211 87H213V86H211ZM210 87V88H211ZM215 87V86H214ZM230 87H231V85H230ZM238 87H239V85H238ZM248 87V86H247ZM261 87V86H260ZM124 88V87H123ZM132 88H133V86H132ZM153 88V87H152ZM160 88V87H159ZM175 88L176 87H174L173 89L174 90H172V94L174 93L173 91H175ZM183 87H181V89H182ZM186 88H187V86H186ZM185 88V89H186ZM202 88H204V87H202ZM221 88V87H220ZM219 88V90H221ZM233 88V91H235L234 90V87H232ZM237 88V87H236ZM136 89V88H135ZM154 89V88H153ZM180 89V90H181ZM184 89V88H183ZM194 89H196V88H194ZM211 89H213V88H211ZM217 89H218V87H217ZM225 89V88H224ZM4 90V89H3ZM77 90V89H76ZM123 90V89H122ZM149 90H150V88H149ZM178 90V89H177ZM186 90H188V89H186ZM226 90V89H225ZM246 90V89H245ZM249 90H251V89H249ZM248 90V91H249ZM93 91V90H92ZM95 91H97V89L95 90ZM104 91H105V88H104ZM124 91V90H123ZM143 91H146V90H143ZM151 91H153L154 92V90H151ZM162 91H163V88H162ZM189 91H193V90H189ZM206 91H207V87H206ZM209 91V90H208ZM216 91V90H215ZM218 91V90H217ZM232 91V90H231ZM232 91V92H233ZM240 91H242V90H240ZM239 91V93H241ZM248 91H243V93L244 92H248ZM253 91V90H252ZM108 92V91H107ZM106 92V93H107ZM117 91L115 90L114 92H113V94H114V96L117 98L116 100H118L119 101V104L121 103V108L124 110V115H125V111H126V113L128 114V117H129V120H133V118H135V116L137 115V114H135L134 113V111L131 109L132 107H128L127 105H125L124 103H123V101H126V100H123V99H125L127 96H128V94H127V91H125L126 93L125 94H127L126 95V97H124L123 99H122V101L120 100V98H118V93H116ZM121 92V91H120ZM119 92V93H120ZM130 92H131V90H130ZM135 91H132V93H134ZM136 92H137V89H136ZM158 91H155V95H156V93H157ZM159 92H161L160 90H159ZM184 92H185V90H184ZM197 92V91H196ZM238 92V91H237ZM260 92H262V90H260ZM264 92V91H263ZM6 93V92H5ZM88 93V92H87ZM109 93V92H108ZM132 93H131V95H132ZM138 93H139V89H138ZM164 93V92H163ZM186 93H188V92H186ZM193 93V92H192ZM200 93V92H199ZM217 93V92H216ZM219 93H221V91L219 92ZM225 93V92H224ZM251 93V92H250ZM258 93V92H257ZM121 94V93H120ZM122 94H124V93H122ZM124 94V95H125ZM151 94V93H150ZM160 94V93H159ZM177 94H179V91H178V93ZM190 94H191V92H189V94H187V95H189V98H190ZM213 94V93H212ZM247 94V93H246ZM245 94V95H246ZM252 94V93H251ZM261 94V93H260ZM3 96V94H2V92L0 91V103L3 105V106H1L0 107V112H2V111H5V109H8L9 110V108H10V105H9V103H7V102H5V100H2V96ZM98 95H99V93H98ZM106 95V94H105ZM111 95V94H110ZM186 95V96H187ZM213 95H216V94H213ZM220 95H222V94H220ZM224 95V94H223ZM226 95V94H225ZM254 95V94H253ZM252 95V96H253ZM39 96H41V95H38V94H36L35 96H34V98H33V100L30 102H28L25 106H20V107H18V109L21 111V112H23V113H25V114H28V115H31V116H35V117H38V118H41V119H43V120H46L47 122H49L51 125H53L55 128L54 129H56V128H59L60 130V132L63 134V135H65V136H67V137H69L70 135H72V138H75L76 139V143L78 144V142L84 147V149H85V152L87 153V152H89L90 150L92 151H95V152H98V154H99V156L101 157V158H103L104 160H110V161H113L114 159H115V157L114 156H112V155H108V154H104L105 153V151H104V153H102L101 151V153L99 152V149L97 148L98 147V144H96L95 143V141H97L96 140V138H104V137H102V135L106 132H103V134L100 132V133H98V135H96V136H94V134H93V136H91V135H85L84 137L80 134V130H79V126L78 125H76V124H74L73 122H71L70 120H68V119H65L64 117V119L62 118V117H60L59 116V111L57 110V108L53 105V104H49V103H47V101H44L42 98H40ZM86 96H87V94H86ZM104 96V95H103ZM113 95H111V97H112ZM120 96H122V95H120ZM130 96V95H129ZM144 96V95H143ZM147 96V95H146ZM163 96H165V94H163ZM162 95H161V98H164L165 99V97H163ZM167 96H169V95H167ZM174 96H176V95H174ZM185 96V97H186ZM193 96H195V95H193ZM192 96V97H193ZM204 96V95H203ZM202 96V97H203ZM238 96V95H237ZM239 96H240V99H241V95L239 94ZM91 97V96H90ZM106 97H108V96H106ZM134 97V96H133ZM136 97H138V96H136ZM219 97V96H218ZM217 97V98H218ZM236 97V96H235ZM242 97H245V98H248L247 96H243L242 95ZM101 98H102V94H101ZM104 98V97H103ZM108 98H110V97H108ZM107 98V99H108ZM131 98H132V96H131ZM144 98V97H143ZM145 98H147V97H145ZM170 97H168V100H170L169 99ZM174 98V97H173ZM200 98V97H199ZM204 98H206V97H204ZM204 98H202V99H204ZM208 98H210V94H209V97H207V99ZM211 98H213L212 96H211ZM210 98V99H211ZM244 98V99H245ZM256 98V97H255ZM263 98H264V96H263ZM76 99V98H75ZM81 99V98H80ZM105 99V98H104ZM111 99V98H110ZM130 99V98H129ZM154 99V98H153ZM187 99V98H186ZM185 99V100H186ZM191 99V98H190ZM197 99H198V97H197ZM226 99H228V98H226ZM225 99V100H226ZM239 99V101H244V99L242 98V100H240ZM253 99H254V97H253ZM258 99V98H257ZM261 99V98H260ZM87 100V99H86ZM103 100V99H102ZM101 100V101H102ZM112 100V99H111ZM111 100H108L109 102H111ZM115 100V101H116ZM136 100V99H135ZM145 100V99H144ZM147 100V99H146ZM152 100V99H151ZM178 100H179V98H178ZM206 100V99H205ZM223 100H224V98H223ZM229 100V99H228ZM228 100H227V102H228ZM238 100V99H237ZM236 100V102H238ZM246 100V99H245ZM247 100H249V99H247ZM256 100V99H255ZM259 100V99H258ZM156 101V100H155ZM176 101H177V99H176ZM176 101H173L174 102V104H175V102ZM187 101V100H186ZM185 101V102H186ZM263 101H264V99H263ZM58 102H59V100H58ZM81 102V101H80ZM105 102V101H104ZM107 102V101H106ZM163 102H164V100H163ZM162 102V104H164ZM180 102V101H179ZM202 102H204V101H202ZM207 102V101H206ZM205 102V103H206ZM213 102V101H212ZM221 102V101H220ZM223 102V101H222ZM253 102V101H252ZM66 103V102H65ZM84 103H85V100H84ZM115 103V102H114ZM114 103H113V105H114ZM118 103V102H117ZM126 104H127V101L125 102ZM133 103V102H132ZM132 103H130V104H132ZM159 103V102H158ZM182 103V102H181ZM190 103V102H189ZM245 103H246V101H245ZM259 103V102H258ZM262 103H264V102H262ZM59 104V103H58ZM68 104V103H67ZM70 104H72V101L70 102ZM76 104H78V103H76ZM81 104H82V102H81ZM118 104V105H119ZM129 104V105H130ZM134 104V103H133ZM152 104V103H151ZM154 104H157V103H155L154 102ZM161 104V103H160ZM160 104H159V106H160ZM168 104V103H167ZM177 104V103H176ZM191 104V103H190ZM197 104V103H196ZM200 104V103H199ZM198 104V105H199ZM216 104V103H215ZM225 104V103H224ZM227 104V103H226ZM235 104V103H234ZM237 104V103H236ZM235 104V105H236ZM242 104V103H241ZM241 104L239 105V103L237 104V105H239L240 107H241ZM250 105H251V103H249ZM253 104V103H252ZM83 105V104H82ZM86 105H88V104H86ZM104 105V104H103ZM143 105V104H142ZM169 105H170V103H169ZM181 105V104H180ZM184 105H187V107H188V103L186 102V104H184ZM201 105V104H200ZM206 105H209V104H207L206 103ZM247 105H248V103H247ZM61 106V105H60ZM64 106V105H63ZM105 106V105H104ZM115 106V105H114ZM117 106V105H116ZM159 106H157V107H159ZM168 106V105H167ZM172 106V105H171ZM190 106V105H189ZM193 106V105H192ZM227 106V105H226ZM249 106V105H248ZM262 106V105H261ZM85 107H87V106H85ZM89 107V106H88ZM109 107V106H108ZM118 107V106H117ZM136 107V106H135ZM135 107H133V108H135ZM140 107V106H139ZM156 107V106H155ZM214 107V106H213ZM223 107V105L221 106V108ZM233 107V106H232ZM253 107V106H252ZM91 108V107H90ZM149 108V107H148ZM154 108V107H153ZM180 108H181V106H180ZM188 108H190V107H188ZM199 108V107H198ZM208 108V107H207ZM209 108H211V105H210V107ZM235 108V107H234ZM249 108V107H248ZM254 108V107H253ZM85 109V108H84ZM84 109H82L81 111L84 113ZM87 109V108H86ZM85 109V110H86ZM117 109V108H116ZM115 109V110H116ZM121 109V110H122ZM159 109H161V108H159ZM176 109V108H175ZM186 109V107L183 109V110H185ZM214 109H215V107H214ZM217 109V108H216ZM215 109V110H216ZM246 109V108H245ZM259 109V108H258ZM263 109V108H262ZM71 110L73 111H76V112H78V108L76 107V106H74V107H72L71 108ZM88 110V109H87ZM118 110V109H117ZM122 110V111H123ZM137 110V109H136ZM153 110V109H152ZM155 110H156V108H155ZM179 110V109H178ZM177 109L175 110V111H178ZM189 110V109H188ZM191 110V109H190ZM189 110V111H190ZM192 110H194V109H192ZM191 110V111H192ZM200 110V109H199ZM202 110V109H201ZM212 110H213V108H212ZM223 110V109H222ZM222 110L220 111V112H222ZM232 110V109H231ZM234 110V109H233ZM232 110V111H233ZM237 110V109H236ZM242 110V109H241ZM264 110V109H263ZM263 110H260V111H263ZM79 111H80V109H79ZM89 111V110H88ZM95 111V110H94ZM138 111V110H137ZM143 111H145V110H143ZM142 111V112H143ZM149 111V110H148ZM151 111V110H150ZM159 111V110H158ZM158 111H156L157 113H158ZM162 111V110H161ZM187 111V110H186ZM185 111V112H186ZM244 111V110H243ZM249 111V110H248ZM252 111H253V109H252ZM10 112V111H9ZM90 112V111H89ZM108 112V111H107ZM118 112V111H117ZM152 112V111H151ZM154 112V111H153ZM155 112V113H156ZM160 112V111H159ZM163 112H165V111H163ZM162 112V113H163ZM199 112V111H198ZM212 112V111H211ZM228 112V111H227ZM234 112V111H233ZM242 112V111H241ZM254 112V111H253ZM264 112V111H263ZM18 113V112H17ZM91 113V112H90ZM96 113V112H95ZM111 113V112H110ZM137 113V112H136ZM144 113V112H143ZM146 113V112H145ZM150 113V112H149ZM167 113V112H166ZM171 114H172V112H170ZM170 113H169V115H170ZM174 113V112H173ZM190 113V112H189ZM195 113H197V112H195ZM208 113H210V112H208ZM219 113V112H218ZM217 113V114H218ZM244 113H245V111H244ZM97 114V113H96ZM112 114V113H111ZM153 114V113H152ZM164 114V113H163ZM175 114H177V113H175ZM202 114H203V112H202ZM223 114V113H222ZM232 114V113H231ZM234 114V113H233ZM232 114V116H234ZM235 114H236V112H235ZM239 114V113H238ZM255 114V113H254ZM261 114V113H260ZM62 115V114H61ZM98 115V114H97ZM100 115V114H99ZM146 115V114H145ZM144 115V117H146ZM148 115V114H147ZM169 115H167V116H169ZM210 115V114H209ZM213 115V114H212ZM237 115V114H236ZM244 115V114H243ZM249 115V114H248ZM253 115V114H252ZM256 115V114H255ZM64 116V115H63ZM66 116V115H65ZM113 116H114V114H113ZM126 116V115H125ZM139 116V115H138ZM142 116H143V114H142ZM142 116H139L140 118H142ZM156 116V115H155ZM155 116H154V118H155ZM158 116V115H157ZM156 116V117H157ZM160 116H162V115H160ZM165 116V115H164ZM164 116H163V118H164ZM166 116V117H167ZM171 116V115H170ZM169 116V117H170ZM177 116V115H176ZM175 116V117H176ZM181 116V115H180ZM179 116V117H180ZM183 116V115H182ZM187 116H188V112H187ZM190 116V115H189ZM188 116V117H189ZM205 116H206V114H205ZM204 116V117H205ZM222 117H223V115H221ZM232 116H231V118H232ZM1 117V116H0ZM95 117V116H94ZM128 117H126V118H128ZM138 117V118H139ZM191 117V116H190ZM189 117V118H190ZM204 117H202V118H204ZM213 117H215V116H213ZM212 117V118H213ZM217 117V116H216ZM220 117V116H219ZM240 117V116H239ZM238 117V118H239ZM243 117V116H242ZM254 117H256V116H254ZM2 118V117H1ZM162 118V117H161ZM171 118H172V116H171ZM181 118V117H180ZM184 118V117H183ZM186 118V117H185ZM184 118V119H185ZM189 118H187L188 119V121H189ZM193 118V117H192ZM198 118V117H197ZM196 118V116H195V119H197ZM202 118H201V120H202ZM211 118V119H212ZM238 118H237V121H239L238 120ZM244 118H246V117H244ZM264 118V117H263ZM30 119H32V118H30ZM100 119V118H99ZM136 119V118H135ZM199 119V118H198ZM220 119H221V117H220ZM247 119H249V118H247ZM247 119H245V120H247ZM256 119V118H255ZM2 120H5V119H2ZM83 120V119H82ZM102 120V119H101ZM103 120H104V118H103ZM123 120H124V117H123ZM123 120H122V122H123ZM127 120V119H126ZM148 120V119H147ZM146 120V121H147ZM176 120V121H175ZM174 121L177 123H179V121H177V118L175 119ZM218 120V119H217ZM244 120V119H243ZM243 120H242V122H243ZM257 120V119H256ZM263 120V119H262ZM46 121H44V122H46ZM91 121V120H90ZM142 121V120H141ZM144 121H145V119H144ZM153 121V120H152ZM156 121V120H155ZM202 121H204V120H202ZM206 121H207V119H206ZM213 121H216V120H213ZM212 121V122H213ZM219 121V120H218ZM218 121H216V122H218ZM259 121V120H258ZM257 121V122H258ZM31 122H32V120H31ZM43 122V121H42ZM43 122V123H44ZM46 122V123H47ZM104 122V121H103ZM121 122V123H122ZM126 122V121H125ZM134 122V121H133ZM159 122V121H158ZM162 122V121H161ZM168 122V121H167ZM172 122V121H171ZM183 122V121H182ZM190 122V121H189ZM196 122V121H195ZM220 122V121H219ZM223 122V121H222ZM240 122V121H239ZM238 122V123H239ZM241 122V123H242ZM244 122H248V121H244ZM45 123V124H46ZM106 123V122H105ZM128 123V127H127V125L125 126V124H123V125H121L119 122H117V130H119L120 132H121V134L123 133V134H125V136H127V138L128 137H130V138H128V139H133V137H134V135L136 136V138H137V140H138V142L140 143V144H143V145H145L146 144V140H144L143 139V137H142V132H141V128H140V126L139 125H137V124H134L133 126H131V124L129 123V122H127ZM126 123V124H127ZM141 123V122H140ZM160 123V122H159ZM165 123V122H164ZM164 123H161V125H164ZM168 123H170V122H168ZM190 123H192V122H190ZM197 123H198V121H197ZM215 123V122H214ZM221 123V122H220ZM231 123V122H230ZM233 123H235V122H233ZM39 124H41V123H39ZM107 124V123H106ZM133 124V123H132ZM147 124H149V123H147ZM166 124V123H165ZM210 124V123H209ZM240 124V123H239ZM243 124V123H242ZM252 124V123H251ZM256 124H259V123H256ZM3 125H5L4 123H3ZM10 125V124H9ZM50 125V126H51ZM90 125V124H89ZM104 125V124H103ZM109 125V124H108ZM161 125H160V127H161ZM167 125V124H166ZM169 125V124H168ZM172 125V124H171ZM187 125H188V123H187ZM220 125V124H219ZM226 125V124H225ZM225 125H224V127H225ZM230 125V124H229ZM249 125V124H248ZM36 126V125H35ZM47 126V125H46ZM52 126V127H53ZM102 126V125H101ZM105 126V125H104ZM104 126L102 127V128H104ZM112 126V125H111ZM110 126V127H111ZM179 126H180V124H179ZM178 126V127H179ZM191 126V125H190ZM192 126H193V124H192ZM199 126V125H198ZM201 126H203V125H201ZM216 126H218V124L216 125ZM235 126H236V124H235ZM238 126V125H237ZM246 126V125H245ZM253 126H255L254 125V123H253V125H252V127ZM147 127V126H146ZM158 127V126H157ZM156 127V128H157ZM160 127H158V128H160ZM183 127V126H182ZM187 127H189V125L187 126ZM197 127V126H196ZM204 127V126H203ZM203 127H202V129H203ZM207 127H209V125L207 126ZM206 127V128H207ZM212 127V126H211ZM215 127V126H214ZM223 126L221 125V128H222ZM228 127V126H227ZM259 127H260V129H262V127L263 126H261V124L259 125ZM90 128H92V127H90ZM113 130H115V128H113V127H111ZM148 128V127H147ZM146 128V129H147ZM166 128H168V126L166 127ZM170 128V127H169ZM184 128V127H183ZM190 128V127H189ZM201 127H199V129H200ZM205 128V127H204ZM210 128V127H209ZM208 128V129H209ZM220 127H219V129L218 130H220L221 129ZM239 128V127H238ZM248 128H250V129H252L251 128V126L249 127L248 126ZM247 128V129H248ZM53 129V130H54ZM94 129V128H93ZM129 129H131V132H133L134 134L131 136V134L129 133V131L128 130ZM154 129V128H153ZM153 129H151V130H153ZM172 129V128H171ZM174 129V128H173ZM213 129V128H212ZM225 129V128H224ZM234 129H235V127H234ZM243 129V128H242ZM256 129H257V126H256ZM58 130V129H57ZM86 130H87V128H86ZM102 130H104V129H102ZM166 130V129H165ZM180 130V129H179ZM179 130H178V132H179ZM190 130V129H189ZM188 130V131H189ZM206 129H204V131H205ZM214 130V129H213ZM223 130V129H222ZM222 130H220V132L222 131ZM226 130V129H225ZM237 130V129H236ZM236 130H235V132L234 133H236ZM258 130V129H257ZM2 131V129H0V134H3V132H1ZM94 131V130H93ZM154 131L156 132V130L154 129ZM199 131V130H198ZM201 131V130H200ZM203 131V132H204ZM206 131H208V130H206ZM210 131V130H209ZM208 131V132H209ZM230 131V130H229ZM232 131H234V130H232ZM243 131V130H242ZM246 131H248V130H246ZM56 132V131H55ZM109 132V131H108ZM170 132V131H169ZM212 132V131H211ZM218 132V131H217ZM252 132H253V130H252ZM54 133V132H53ZM193 133V132H192ZM201 133V132H200ZM204 133H206V132H204ZM213 133V132H212ZM222 133V132H221ZM220 133V134H221ZM231 133V132H230ZM247 133V132H246ZM256 134H257V131L255 132ZM91 134V133H90ZM112 134V133H111ZM157 134V133H156ZM164 134V133H163ZM170 134V133H169ZM172 134V133H171ZM170 134V135H171ZM181 134V133H180ZM196 134V133H195ZM217 134V133H216ZM225 134V133H224ZM238 134V133H237ZM236 134V135H237ZM245 134V133H244ZM249 134V136H250V132L248 133ZM247 134V135H248ZM113 135V134H112ZM111 135V136H112ZM167 135H168V133H167ZM169 135V136H170ZM182 135V134H181ZM204 135H206V134H204ZM218 135V134H217ZM226 135H227V133H226ZM230 135V134H229ZM235 135V134H234ZM235 135V136H236ZM255 135V134H254ZM259 135H261V134H259ZM258 135V136H259ZM104 136V135H103ZM145 136V135H144ZM152 136V135H151ZM156 136V135H155ZM168 136V137H169ZM183 136V135H182ZM182 136H181V139H182ZM231 136V135H230ZM117 137V136H116ZM159 137V136H158ZM157 136H156V138L157 139H159V140H162V139H160V138H158ZM171 137V136H170ZM169 137V138H170ZM195 137V136H194ZM199 137H202L201 135H199ZM198 137V138H199ZM206 137V136H205ZM208 137V136H207ZM206 137V138H207ZM209 137H210V134H209ZM218 137V136H217ZM229 137V136H228ZM228 137H227V139H228ZM237 137V136H236ZM236 137H235V139H234V136H233V138L232 139H234V140H236ZM243 137V136H242ZM241 137V138H242ZM25 138V137H24ZM60 136H57V137H54V138H49V137H46V136H44V135H41V134H35V135H33L32 137H31V135H30V137H29V139H28V141H25V140H20V144L18 145V149H20V150H23V152H24V155L22 156V158H21V153L19 154L18 152H17V154H19L18 156L15 154V153H13L10 149H7V148H5V145L3 146V145H1V143H0V171L2 170V171H4V172H6V174L7 175H14V176H16L18 173H19V169L16 167V165H14V163H11V162H15V163H21V165H23V167L26 169V171H28V172H30V173H34V174H36L37 176H39L40 177V179L42 178L43 180H46V182H49V183H51V184H54L57 188H59V189H61V190H63L64 191V194H65V192H67L68 193V195H69V193H73L75 196H78V197H87V198H90L89 200H91V198H93V199H95L96 200V205L97 206H100L101 207V210H104V209H102V207L103 208H109V210L110 209H116L117 208V206H116V200H115V198H113L112 196H107V195H105L103 192H105L106 190H102L101 189V187H103V186H101L100 187V182H108V181H110V183L112 184V187H113V189L114 190H117L118 192H119V194H126V192H129L130 193V189H131V187H130V189H129V184H128V182L130 181V180H133L132 181V183H135L136 185H138V186H136V187H138L139 188V186H141L142 185V183H139L141 180H143V179H149V180H151V182L153 181V183H154V181H159V183L161 182L162 184H164L165 186H167V188L169 189V191L167 190L166 192H170L171 194H167L166 196H168V195H172V202H178L179 200H184L182 197H180L178 194H177V192L175 191V189H174V187H173V185L164 177V175L161 173V168H160V170L159 169H157V171H156V173L157 174H155V175H158V179H156L154 176H151L150 174H147V172L145 171V169L144 168H139V169H132V167H131V164H130V166H129V162H128V160H127V158H126V156L125 155H127V154H125V153H123V154H121L120 155V158L124 161V164H122L123 166V168H115L113 165H112V163L111 164H109V163H107L108 161H105V165H106V167H107V169L106 170H104V171H102V170H100V169H98V168H96V164H97V162H102L101 160H99L98 161V158H97V162H96V164L95 165H93L94 164V160H93V158H92V156L91 155H89V157L87 158V157H83V155H81V156H79L77 159H76V163L74 164L73 162H67V163H65L67 160H65V162L63 161V159H60L61 157H63L64 156V154L66 153V151H67V149H69V147H74L73 145H75V142H72V143H70V144H67V143H63L60 139ZM71 138V137H70ZM122 138V137H121ZM148 138V137H147ZM164 138V137H163ZM168 138V139H169ZM179 138H180V136H179ZM195 138H197V137H195ZM205 138V139H206ZM211 138H214V137H212L211 136ZM216 138V137H215ZM246 138V137H245ZM255 138V137H254ZM105 139V138H104ZM103 139V140H104ZM135 139V138H134ZM133 139V141H135ZM149 139V138H148ZM151 139V138H150ZM166 139V138H165ZM178 139V138H177ZM205 139L203 140V141H205ZM220 139H222V137L220 138ZM244 139V138H243ZM250 139V138H249ZM256 139H258V137L256 138ZM0 140H2V139H0ZM71 140V139H70ZM106 140V139H105ZM104 140V141H105ZM113 140V139H112ZM124 140H126V139H124ZM152 140V139H151ZM155 140V139H154ZM169 140H171V139H169ZM172 140H173V138H172ZM171 140V141H172ZM194 140V138L193 139H191V143L192 142H194L193 141ZM209 140V139H208ZM216 141V139H213V141ZM218 140V139H217ZM264 140V139H263ZM103 141V142H104ZM148 141L149 140H147V143H148ZM166 141H168V140H166ZM171 141H169V142H171ZM200 141V140H199ZM231 141V140H230ZM257 141V140H256ZM120 142V141H119ZM137 142V143H138ZM150 142V141H149ZM207 142V141H206ZM212 141H210L209 143H211ZM236 142V141H235ZM234 142V143H235ZM241 142V141H240ZM243 142V141H242ZM254 143H253V145H255V139H254V141H253ZM258 142H259V140H258ZM257 142V143H258ZM98 143V142H97ZM100 143V142H99ZM102 143V142H101ZM106 143V142H105ZM121 143V142H120ZM151 143V142H150ZM158 143H159V141H158ZM162 143V142H161ZM161 143H159V144H161ZM173 143H174V141H173ZM177 143V142H176ZM185 143V142H184ZM187 143V142H186ZM212 143H214V142H212ZM217 143H219V141H217ZM229 143V142H228ZM230 143H232V141L230 142ZM234 143H233V145H234ZM245 143V142H244ZM250 143H251V141H250ZM249 143V144H250ZM256 143V144H257ZM126 144V146H130V145H128V143H125ZM131 144V143H130ZM165 144H167V143H165ZM169 144V143H168ZM188 144H189V142H188ZM194 144H196V142L194 143ZM241 144V143H240ZM97 145V146H96ZM102 145V144H101ZM122 145V144H121ZM143 145H138V146H143ZM154 145V144H153ZM152 145V146H153ZM170 145V144H169ZM172 145V147L171 148H173V145L174 144H171ZM170 145V146H171ZM207 145V144H206ZM222 145V144H221ZM232 144L230 145V146H233ZM238 145V144H237ZM99 146H100V144H99ZM104 146H106V145H104ZM132 146H134V145H132ZM162 146H164V144H162ZM162 146H161V148H162ZM176 146V145H175ZM180 146H181V144H180ZM190 146H191V144H190ZM202 146V145H201ZM200 146V147H201ZM208 146V145H207ZM217 146V145H216ZM219 146V145H218ZM225 146V145H224ZM250 146V145H249ZM107 147V146H106ZM123 147V146H122ZM131 147V146H130ZM130 147H128V148H130ZM147 147V146H146ZM156 147V146H155ZM159 147H160V145H159ZM166 147H168V145L166 146ZM179 147V146H178ZM192 147V146H191ZM196 147V146H195ZM204 147V146H203ZM206 147V146H205ZM204 147V148H205ZM209 147V146H208ZM220 147V146H219ZM235 147V146H234ZM240 147H241V145H240ZM243 147V146H242ZM102 148H104V147H102ZM140 148V147H139ZM149 150H152V149H150V145L147 147ZM146 148V149H147ZM152 148V147H151ZM164 148V147H163ZM209 148H211V147H209ZM214 148V147H213ZM225 148V147H224ZM231 148V147H230ZM107 149H109V148H107ZM134 149H138V148H134ZM134 149L132 150V151H134ZM147 149V150H148ZM160 149V148H159ZM174 149V148H173ZM178 149V148H177ZM180 149H182V147H180L178 150H180ZM192 149H193V147H192ZM206 149V148H205ZM219 149H222V147L221 148H219ZM229 149V148H228ZM233 149V148H232ZM16 150V149H15ZM20 150H18V151H20ZM101 150V149H100ZM104 150V149H103ZM125 150V149H124ZM130 150V151H131ZM140 150H143V149H141L140 148ZM147 150H145V152L147 153ZM148 150V151H149ZM153 150H155V148L153 149ZM165 150H167V149H165ZM184 150V149H183ZM194 150V149H193ZM210 150V149H209ZM230 150V149H229ZM234 150V149H233ZM249 150H251V146L249 147ZM115 151V150H114ZM157 151V150H156ZM163 151V150H162ZM175 151H176V148H175ZM174 151V152H175ZM196 151V150H195ZM199 151H201V150H199ZM198 151V152H199ZM222 151V150H221ZM232 151V150H231ZM235 151V150H234ZM244 151V150H243ZM246 151V150H245ZM141 152V151H140ZM144 152V151H143ZM165 153H166V151H164ZM174 152H173V154H174ZM177 152H179V151H177ZM181 152V151H180ZM183 152V151H182ZM192 152V151H191ZM202 152V151H201ZM223 152V151H222ZM226 152V151H225ZM227 152H228V150H227ZM251 152V151H250ZM250 152L248 151V153L250 154ZM59 153V154H58ZM112 153V152H111ZM110 153V154H111ZM126 153H128V152H126ZM203 153V152H202ZM205 153V152H204ZM211 153V152H210ZM229 153H230V151H229ZM239 153H240V151H239ZM261 153V152H260ZM259 153V154H260ZM264 153V152H263ZM262 153V154H263ZM135 154V153H134ZM138 154V153H137ZM142 154V153H141ZM163 154V153H162ZM183 154V153H182ZM184 154H185V152H184ZM187 154H188V152H187ZM195 154H196V152H195ZM200 154V153H199ZM208 154V153H207ZM214 154H215V156L217 155V151H216V153L214 152ZM223 155H224V153H222ZM222 154H220L221 156H222ZM225 154H228V153H225ZM235 154H236V152H235ZM235 154H233V155H235ZM237 154H238V152H237ZM244 154H246V152H244ZM251 154H253V153H251ZM250 154V155H251ZM85 155V154H84ZM136 155V154H135ZM145 154L143 153V156H144ZM148 155V154H147ZM147 155H145L144 156V158L147 156ZM151 155V154H150ZM154 155V154H153ZM176 155V154H175ZM181 154H179V156H180ZM192 155V154H191ZM197 155V154H196ZM201 155V154H200ZM206 155V154H205ZM219 155V154H218ZM230 155V154H229ZM228 155V156H229ZM239 155V154H238ZM248 155V154H247ZM88 156V155H87ZM124 156V157H123ZM138 156V155H137ZM159 156V155H158ZM163 156V155H162ZM177 156V155H176ZM193 156H195V155H193ZM199 156V155H198ZM208 156V155H207ZM206 156V157H207ZM211 156H213V155H211ZM96 157H98V156H96ZM95 157V158H96ZM132 157H134V155L132 156ZM154 157V159L156 158L155 156H152V158ZM160 157V156H159ZM190 157V156H189ZM192 157V156H191ZM191 157H190V159H191ZM203 157V156H202ZM220 157V156H219ZM230 157H231V155H230ZM72 158V157H71ZM116 158H119L118 156H116ZM129 158H130V156H129ZM138 158V157H137ZM146 158H148V157H146ZM150 158V157H149ZM148 158V159H149ZM162 159L164 158L165 159V157H161ZM174 159L176 158L175 156L173 157ZM181 158H183L182 156H181ZM199 158V157H198ZM216 158V157H215ZM223 158V157H222ZM226 158H227V156H226ZM239 158V157H238ZM242 158V157H241ZM244 158V157H243ZM70 159V158H69ZM68 159V160H69ZM74 159V158H73ZM131 159V158H130ZM189 159V160H190ZM196 159V156H195V158H194V160ZM202 159V158H201ZM218 159V158H217ZM221 159V158H220ZM224 159V158H223ZM237 159V158H236ZM251 159V158H250ZM32 161V160H34V162L36 161L38 164H37V166L38 167H42V169L44 170V171H40V170H38V168H36V167H34L32 164H29L28 163V161ZM72 160V159H71ZM119 160V159H118ZM121 160V161H122ZM134 160V159H133ZM136 160V159H135ZM140 161H142L141 160V156H140V159H139ZM179 160V159H178ZM193 160V161H194ZM200 160V159H199ZM198 160V162L199 163H201L200 161ZM206 160H207V158H206ZM211 160V159H210ZM210 160H208L209 162H210ZM219 160V159H218ZM225 160V159H224ZM240 160H242V159H240ZM74 161V160H73ZM120 161V160H119ZM118 161V162H119ZM147 161V160H146ZM158 161H159V159H158ZM187 161V160H186ZM196 161V160H195ZM212 161V160H211ZM213 161H214V159H213ZM221 161V160H220ZM232 161V160H231ZM237 161V160H236ZM247 161V160H246ZM100 162H99V164H100ZM135 162V161H134ZM167 162V161H166ZM180 162V161H179ZM197 162V161H196ZM226 162V161H225ZM228 162H229V159H228ZM243 162V161H242ZM249 162H251V160L249 161ZM136 163V162H135ZM145 162H143V164H144ZM156 163V162H155ZM171 163V162H170ZM173 163H174V161H173ZM220 163H222V161L220 162ZM230 163V162H229ZM237 163V162H236ZM235 163V164H236ZM238 163H239V160H238ZM245 163V162H244ZM257 163V162H256ZM146 164H148V163H146ZM167 164V163H166ZM166 164H164V165H166ZM177 164H178V162H177ZM184 164V163H183ZM202 164V163H201ZM203 164H204V160H203ZM202 164V165H203ZM210 165L212 164V163H209ZM214 164H216V163H214ZM219 164V163H218ZM227 164V163H226ZM231 164H233V163H231ZM230 164V165H231ZM253 164H255V163H252V165ZM260 164V163H259ZM262 164V163H261ZM19 165V164H18ZM120 166H121V164H119ZM134 165V164H133ZM148 165H151L150 163L148 164ZM169 165H171V164H169ZM182 165V164H181ZM188 165V164H187ZM195 165H197V164H195ZM200 165V164H199ZM209 165V166H210ZM225 165V164H224ZM240 165V164H239ZM242 165V164H241ZM248 165H251L250 163L248 164ZM247 165V166H248ZM256 165V164H255ZM254 165V166H255ZM20 166V165H19ZM172 166H173V164H172ZM175 167L177 166V165H174ZM183 166V165H182ZM204 166V165H203ZM213 166V165H212ZM215 166V165H214ZM227 166V165H226ZM236 166H237V164H236ZM262 166V165H261ZM264 166V165H263ZM262 166V167H263ZM101 167V166H100ZM103 167V166H102ZM101 167V168H102ZM118 167V166H117ZM134 167V166H133ZM147 167V166H146ZM150 167H152V166H150ZM162 167V166H161ZM166 167V166H165ZM164 167V168H165ZM185 167V166H184ZM197 167V166H196ZM199 167V166H198ZM218 167H220L219 165H218ZM217 167V168H218ZM229 167V166H228ZM231 167V166H230ZM232 167H233V165H232ZM242 167V166H241ZM257 167V166H256ZM105 168V167H104ZM154 167H152V169H153ZM164 168H163V170H164ZM169 168H170V166H169ZM185 168H188V167H185ZM184 168V169H185ZM202 168H204V167H202ZM201 168V169H202ZM210 168H212V167H209V169ZM216 168V167H215ZM220 168H222V167H220ZM219 168V169H220ZM248 168V167H247ZM252 168H253V166H252ZM255 168V167H254ZM40 169V168H39ZM151 169V168H150ZM150 170V172L151 171H153V170ZM165 169H167V168H165ZM190 169V168H189ZM205 169V168H204ZM224 169H226V167L224 168ZM242 169V168H241ZM243 169H244V167H243ZM263 169V168H262ZM261 169V170H262ZM156 170V169H155ZM168 170V169H167ZM169 170H171V169H169ZM183 170V169H182ZM195 170H196V168H195ZM229 170V169H228ZM233 170H234V168H233ZM192 171V170H191ZM203 171H208V170H203ZM212 171V170H211ZM222 171V170H221ZM241 172H242V170H240ZM247 170L245 169V172H246ZM258 171V170H257ZM3 172V173H4ZM170 172V171H169ZM187 172V171H186ZM197 172H199V170L197 171ZM209 172V171H208ZM224 172H225V170H224ZM221 173V174H224L225 175V173ZM250 172V171H249ZM262 172V171H261ZM168 173V172H167ZM172 173V172H171ZM175 173V172H174ZM193 173V172H192ZM213 173H214V170H213ZM251 173V172H250ZM21 174V173H20ZM23 174H26V173H23ZM165 174H166V172H165ZM182 174H184V170H183V173ZM189 174V173H188ZM194 174V173H193ZM207 174V173H206ZM242 174V173H241ZM248 174V173H247ZM259 174V173H258ZM27 175H29V177H31L30 176V174H27ZM154 175V174H153ZM178 175V174H177ZM195 175V174H194ZM198 175V174H197ZM197 175H195V176H197ZM237 175V174H236ZM246 175V174H245ZM249 175V174H248ZM2 176V175H1ZM5 176V175H4ZM24 176V175H23ZM26 176V175H25ZM187 176V175H186ZM191 176V175H190ZM199 176V175H198ZM203 176H205V175H203ZM209 176V175H208ZM217 176V175H216ZM222 176V175H221ZM240 176V175H239ZM238 176V178H237V180L240 178ZM243 176V175H242ZM252 178H253V176H252V173H251V175H250ZM9 177V176H8ZM7 177V178H8ZM18 177H19V175H18ZM22 177V176H21ZM36 177V176H35ZM185 177V176H184ZM218 177V176H217ZM223 177V176H222ZM224 177H226V176H224ZM223 177V178H224ZM227 177H228V175H227ZM235 177V176H234ZM250 177V178H251ZM20 178V177H19ZM177 178H179V177H177ZM181 178V177H180ZM183 178V177H182ZM187 178H188V176H187ZM189 178H191V177H189ZM196 178V177H195ZM210 178V177H209ZM230 178V177H229ZM249 178V179H250ZM3 179H5V178H3ZM10 179V178H9ZM12 179V178H11ZM15 179V178H14ZM22 180H23V177L21 178ZM20 179V180H21ZM212 179V178H211ZM214 179V178H213ZM217 179V178H216ZM222 179V178H221ZM235 179V178H234ZM256 179H258L257 177H256ZM259 179H261V176H260V178ZM24 180H25V178H24ZM28 180H29V178H28ZM28 180H27V182H28ZM42 180V181H43ZM197 180V179H196ZM200 180V179H199ZM198 180V181H199ZM208 180V179H207ZM210 180V179H209ZM218 180H220V179H218ZM218 180H217V182H218ZM236 180V179H235ZM243 180V179H242ZM241 180V181H242ZM251 180V179H250ZM249 180V181H250ZM13 181V180H12ZM15 181V183L17 182V180H14ZM35 181V180H34ZM148 181V180H147ZM183 181H184V178H183ZM187 181V180H186ZM212 182H210L209 183V181L207 182V183H209V184H211V183H213L214 182V180H211ZM216 181V180H215ZM225 181H227V179H225ZM229 181V180H228ZM248 180H247V182H249ZM255 181V180H254ZM171 182H172V180H171ZM175 182V181H174ZM174 182H172V183H174ZM201 182V181H200ZM220 182V181H219ZM218 182V183H219ZM222 182V181H221ZM243 182V181H242ZM241 182V183H242ZM3 183V182H2ZM152 183V184H153ZM183 183V182H182ZM194 183H195V180H194ZM207 183H205V184H207ZM223 183H226L227 184V182H224L223 181ZM244 183V182H243ZM254 183V182H253ZM17 184H18V182H17ZM30 184V183H29ZM39 184H41V183H39ZM144 184V183H143ZM155 184V183H154ZM179 184V183H178ZM191 184H193V183H191ZM189 185V186H192V185ZM205 184H203L204 186H206ZM215 184V183H214ZM237 184V183H236ZM246 184V183H245ZM262 184V183H261ZM2 185V184H1ZM37 185V184H36ZM101 185H103V183L101 184ZM106 186H108V184L106 183L105 184ZM174 185H175V183H174ZM202 185V186H203ZM215 185H217V184H215ZM214 185V186H215ZM247 185V184H246ZM253 185V184H252ZM18 186V185H17ZM29 186H31V184L29 185ZM46 186V185H45ZM151 186V185H150ZM155 186V185H154ZM181 186V185H180ZM187 186V185H186ZM202 186H201V188H202ZM207 186H209L208 184H207ZM219 186V188H220V186L221 185H218ZM237 186V185H236ZM21 187V186H20ZM32 187V186H31ZM46 187H48V186H46ZM144 187V186H143ZM177 187H178V185H177ZM198 188H199V186H197ZM256 187H257V185H256ZM37 188V187H36ZM53 188V187H52ZM147 188H149V187H147ZM146 188V190L145 191H147V192H149V190L150 189H147ZM157 188V187H156ZM159 188H161V186L159 187ZM166 188V189H167ZM179 188V187H178ZM181 188H182V186H181ZM200 188V189H201ZM206 189H208L207 187H205ZM205 188H202V190H201V192L202 191H204L203 189H205ZM261 188V187H260ZM7 189H8V187H7ZM21 189H22V187H21ZM55 189V188H54ZM54 189H53V191H54ZM58 189V190H59ZM104 189V188H103ZM180 189V188H179ZM185 189V188H184ZM184 189L182 188V190L184 191ZM191 189V188H190ZM190 189H188V190H190ZM205 189V190H206ZM239 189V188H238ZM249 189H250V187H249ZM30 190H31V188H30ZM34 190V189H33ZM52 190V189H51ZM156 190V189H155ZM160 191H161V189H159ZM181 190V189H180ZM194 190V189H193ZM199 190V189H198ZM208 190H210V189H208ZM208 190H206L207 192H209ZM219 190V189H218ZM244 190H247V189H244ZM252 190H253V188H252ZM256 190H259V188L258 189H256ZM19 191V190H18ZM26 191V190H25ZM49 191V190H48ZM109 191V190H108ZM107 191V192H108ZM133 191V190H132ZM144 191V192H145ZM153 191V190H152ZM163 191V190H162ZM195 191V190H194ZM213 191V190H212ZM237 192H238V190H236ZM240 191H241V189H240ZM239 191V192H240ZM250 191V190H249ZM249 191H247V193L249 192ZM51 192V191H50ZM56 192H57V189H56ZM110 192V191H109ZM137 192V191H136ZM135 192V193H136ZM146 192V193H147ZM154 192V191H153ZM165 192V191H164ZM163 192V193H164ZM165 192V193H166ZM190 192H192L191 190H190ZM198 192H200V190L198 191ZM206 192V193H207ZM216 192H217V190H216ZM222 192V191H221ZM224 192V191H223ZM233 192V191H232ZM34 193V192H33ZM46 193V192H45ZM44 193V194H45ZM61 193V192H60ZM111 193V192H110ZM109 193V194H110ZM142 193V192H141ZM151 193V192H150ZM195 193V192H194ZM197 193V192H196ZM212 193V192H211ZM211 193H209V194H211ZM243 193H246V192H242V194ZM107 194V193H106ZM114 194V193H113ZM116 194H117V192H116ZM128 194V193H127ZM161 194V193H160ZM185 194H187V193H185ZM209 194H208V196H209ZM221 194V193H220ZM230 194H231V192H230ZM255 194V193H254ZM46 195V194H45ZM53 195V194H52ZM72 195V194H71ZM115 195V194H114ZM113 195V196H114ZM129 195V194H128ZM139 195V194H138ZM196 195H199V194H196ZM200 195H202V194H200ZM212 195V194H211ZM223 195H224V193H223ZM239 195V194H238ZM248 195V194H247ZM247 195L245 196V198H249V197H247ZM252 195V194H251ZM250 195V192H249V195L248 196H251ZM120 196H122V195H120ZM120 196H118V197H120ZM144 196V195H143ZM187 196V195H186ZM232 196H235L233 193H232ZM242 196H244V195H242ZM253 196V195H252ZM257 196V195H256ZM255 196V197H256ZM263 196H264V193H263ZM263 196H261V197H263ZM52 197V196H51ZM53 197H54V195H53ZM65 198H66V195L64 196ZM71 197V196H70ZM103 197H105L104 199H106V200H102L103 199ZM129 197H131V196H129ZM150 197V196H149ZM183 197H185V196H183ZM187 197H189V195L187 196ZM197 197V196H196ZM199 198H201L200 196H198ZM197 197V198H198ZM203 197V196H202ZM48 198V197H47ZM50 198V197H49ZM124 198L125 197H123L122 199H123V201H124ZM141 198V197H140ZM151 198H153V195H151ZM155 198V197H154ZM153 198V199H154ZM163 198V197H162ZM165 198V197H164ZM169 198V197H168ZM189 198H191V196L189 197ZM189 198H188V200H189ZM197 198H195V200L197 199ZM207 198V197H206ZM205 198V199H206ZM233 198V197H232ZM231 198V199H232ZM244 198V197H243ZM257 198H258V196H257ZM73 199V198H72ZM121 199V200H122ZM159 199H161V198H159ZM167 199V198H166ZM213 199V198H212ZM234 199H235V197H234ZM249 199H251L252 200V198H249ZM249 199L247 200V201H249ZM263 199V198H262ZM4 200V199H3ZM7 200V199H6ZM57 200H58V198H57ZM73 200H75V199H73ZM120 200V199H119ZM146 200V199H145ZM148 200H149V198H148ZM152 200V199H151ZM151 200H149L148 202H150V203H152L151 202ZM206 200H208V199H206ZM245 200V199H244ZM258 200V199H257ZM1 201H2V197H1ZM50 201V200H49ZM94 201V200H93ZM130 201V200H129ZM159 200H157V202H158ZM185 201V200H184ZM205 201V200H204ZM235 201V200H234ZM246 201V200H245ZM247 201H246V203H247ZM6 202V201H5ZM53 202H55V198H54V201ZM57 202H59V201H57ZM57 202H56V204H57ZM88 202V201H87ZM145 202V201H144ZM160 202V201H159ZM188 202H190V201H188ZM188 202H185L186 203V205H187V214H188V216L193 220V223L194 222H196V223H199L198 225L200 226V224L201 225H203V226H205V227H207V228H209V229H211V230H215V231H213L214 232V234H215V232H217L219 235H221L228 243H229V247L228 248H232L233 250H235V251H237L240 255H242V257H244V259H245V261L248 263V264H254V262H253V259H250L249 257L250 256H248L247 255V253H245L244 252V249L245 248H240V245H238L233 239H232V237H230L227 233H225V231H223V229H222V227H218V223H216L217 225H215V224H212V222H206V220H203L198 214H196L197 213V210L194 212V210H192L191 209V207L189 206V204H187ZM201 202H203L202 200H201ZM210 202V201H209ZM242 202V201H241ZM1 203V202H0ZM76 203V202H75ZM84 203H86L85 201H84ZM89 203V202H88ZM87 203V204H88ZM92 203V202H91ZM134 203V202H133ZM142 203V202H141ZM162 203V202H161ZM164 203V202H163ZM191 203V202H190ZM212 204H213V201L211 202ZM211 203H209V204H211ZM245 203V204H246ZM262 203V202H261ZM64 204V203H63ZM82 204V203H81ZM87 204H86V206H87ZM95 204V203H94ZM119 205L120 204H122V202L120 201V203H118ZM144 204V203H143ZM149 204V203H148ZM173 204V203H172ZM177 204V203H176ZM180 204V203H179ZM236 204V203H235ZM234 204V206H236L237 207V205H235ZM243 204V203H242ZM252 204H253V202H252ZM60 205V204H59ZM65 205V204H64ZM72 205V204H71ZM91 205V204H90ZM126 205H129L128 203H126ZM164 205V204H163ZM199 205V204H198ZM204 205H205V203H204ZM80 206H82V205H80ZM95 206V205H94ZM93 206V207H94ZM148 206V205H147ZM149 206H150V204H149ZM148 206V207H149ZM196 206V205H195ZM210 206V205H209ZM231 206V205H230ZM243 206V205H242ZM245 206V205H244ZM255 206H256V204H255ZM75 207H77V205L75 206ZM84 206H82L81 208L84 210L85 208H83ZM99 207V208H100ZM134 207V206H133ZM139 207V206H138ZM166 207V209H167V205L165 206ZM172 207V206H171ZM197 207V206H196ZM195 207V208H196ZM199 207V206H198ZM205 207H208V206H205ZM213 207V206H212ZM216 207V206H215ZM218 207H220V206H218ZM231 207H233V206H231ZM247 207V206H246ZM250 207H252V206H250ZM264 207V206H263ZM263 207L261 208V209H263ZM87 208V207H86ZM96 208V207H95ZM128 208V207H127ZM127 208H126V210H127ZM136 208H137V206H136ZM139 208H141V207H139ZM149 208H151V207H149ZM199 208H201V207H199ZM210 208H211V206H210ZM209 208V209H210ZM217 208V207H216ZM238 208H240V207H238ZM248 208V207H247ZM253 208V207H252ZM252 208H250L251 210L250 211H252ZM79 209V208H78ZM89 209V208H88ZM119 209H121V208H119ZM124 209V208H123ZM131 209V208H130ZM133 209V208H132ZM144 209V208H143ZM156 209V208H155ZM204 209V208H203ZM207 209V208H206ZM205 209V210H206ZM219 209V208H218ZM242 209V208H241ZM241 209H240V211H241ZM243 209H244V207H243ZM254 209V208H253ZM256 209V208H255ZM82 210V211H83ZM148 210V209H147ZM150 211H152L151 209H149ZM157 210V209H156ZM160 210V209H159ZM168 210V209H167ZM199 210V209H198ZM211 210V209H210ZM217 210V209H216ZM85 211V210H84ZM89 211V210H88ZM87 211V212H88ZM95 211V210H94ZM105 211H107V214H108V210H105ZM114 211V210H113ZM146 211V210H145ZM154 211V210H153ZM164 211H166V210H164ZM184 211V210H183ZM207 211H209V210H207ZM214 211H215V209H214ZM239 211V210H238ZM261 211V210H260ZM104 212V211H103ZM111 212V211H110ZM109 212V213H110ZM116 212H118V208H117V211ZM115 212V213H116ZM125 212V211H124ZM123 212V213H124ZM128 212V211H127ZM134 212H136V213H139L138 211H134ZM133 212V213H134ZM156 212H158V211H156ZM156 212H154V213H156ZM217 212V211H216ZM216 212H215V214H216ZM245 212H248V210L247 211H245ZM245 212H244V214H245ZM62 213V212H61ZM85 214H86V212H84ZM91 213V212H90ZM96 213V212H95ZM99 213V212H98ZM122 213V214H123ZM126 213V212H125ZM124 213V214H125ZM168 213V212H167ZM205 213H206V211H205ZM207 213H209V212H207ZM213 213V212H212ZM222 213V212H221ZM238 213H240V212H238ZM258 213V212H257ZM260 213V212H259ZM259 213L258 214H256L257 216L259 215ZM71 214H72V212H71ZM101 214V213H100ZM118 214V213H117ZM120 214V213H119ZM126 214H129V213H126ZM173 214V213H172ZM172 214H171V216H172ZM178 214V213H177ZM184 214H185V212H184ZM209 214H211V213H209ZM218 214H219V212H218ZM241 214V213H240ZM90 215V214H89ZM104 215V214H103ZM109 215V214H108ZM136 215V214H135ZM150 215H151V213H150ZM155 215V214H154ZM158 215H160V213L158 212V214H157V216ZM169 215V214H168ZM175 215H176V213H175ZM180 215V214H179ZM186 215V214H185ZM201 215V214H200ZM214 215V214H213ZM212 215V216H213ZM256 215H255V218H259V217H261V216H258V217H256ZM67 216H68V214H67ZM66 216V217H67ZM86 216L88 217V215L86 214ZM92 216V215H91ZM98 216H99V214H98ZM98 216H96V217H98ZM113 216V215H112ZM131 216V215H130ZM215 217H216V219H217V217L219 218V216H217V215H214ZM234 216H240V215H236V213H235V215ZM252 216V215H251ZM253 216H254V214H253ZM264 216V215H263ZM74 217V216H73ZM85 217V216H84ZM102 217V216H101ZM129 217V215L127 216V218ZM133 217V216H132ZM139 217V216H138ZM151 217H152V215H151ZM155 217V216H154ZM153 217V218H154ZM161 217V216H160ZM175 217V216H174ZM188 217V218H189ZM205 217H208V216H206L205 215ZM211 217V216H210ZM242 217H243V215H242ZM242 217L240 218V219H242ZM245 217V216H244ZM249 217H250V215H249ZM86 218V217H85ZM89 218V217H88ZM91 218V217H90ZM90 218H89V220H90ZM113 218H115V217H113ZM140 218H142V216L140 217ZM155 218H158V217H155ZM165 218V217H164ZM173 218V217H172ZM177 218V217H176ZM64 219V218H63ZM92 219V218H91ZM123 219V218H122ZM126 219V218H125ZM124 219V220H125ZM129 219H130V217H129ZM128 219V220H129ZM144 219V218H143ZM161 219V221H162V219H163V217L162 218H160ZM159 219V220H160ZM186 219V218H185ZM184 219V220H185ZM220 219V218H219ZM224 220H225V218H223ZM237 219H238V217H237ZM239 219V220H240ZM79 220V219H78ZM165 221H166V219H164ZM173 220V219H172ZM176 220V219H175ZM246 220V219H245ZM244 220V218H243V222L245 221ZM257 220V219H256ZM11 221V220H10ZM93 221V220H92ZM126 221H127V219H126ZM134 221V220H133ZM149 221V220H148ZM154 221H156V220H154ZM183 221V219H181V222ZM186 221L188 222V219H186ZM260 221H262V220H260ZM78 222V221H77ZM82 222V221H81ZM94 222V221H93ZM132 222V221H131ZM150 222V221H149ZM174 222H176V221H174ZM174 222H172V223H174ZM185 222V221H184ZM187 222H185V224H186V226H189V223H188V225H187ZM247 222V221H246ZM251 222V221H250ZM1 223V222H0ZM22 223V222H21ZM79 223V222H78ZM177 223H178V221H177ZM221 223V222H220ZM229 223V222H228ZM254 223H256V222H254ZM253 223V224H254ZM263 223V222H262ZM2 224V223H1ZM81 223H79V225H80ZM129 224V223H128ZM149 224V223H148ZM184 224V223H183ZM225 224H226V222H225ZM238 224H241L240 223V221H239V223ZM251 224V223H250ZM131 225H132V223H131ZM163 225H165V226H168V225H166V224H163ZM178 225V224H177ZM197 224H195V225H193L194 227H196V226H198ZM232 225V224H231ZM237 225V224H236ZM263 225H264V223H263ZM29 226V225H28ZM173 226H174V224H173ZM173 226H172V228H173ZM192 226V225H191ZM192 226V227H193ZM219 226H221V225H219ZM239 226H241V225H239ZM245 226H246V224H245ZM255 225H253L252 227H254ZM257 226V225H256ZM81 227H82V225H81ZM153 227H156L155 225L153 226ZM161 227V226H160ZM204 227V228H205ZM225 227V226H224ZM243 227H244V225H243ZM247 227V226H246ZM263 226H261V228H262ZM11 228V227H10ZM9 228V229H10ZM180 228H181V226H180ZM185 228V227H184ZM197 228V227H196ZM199 228V227H198ZM201 228V227H200ZM240 228V227H239ZM245 228V227H244ZM250 228H251V226H250ZM255 228H257V227H255ZM156 229H158V228H156ZM164 229H165V227H164ZM167 229V228H166ZM174 229H175V227H174ZM191 228H189V230H190ZM206 229V228H205ZM233 229V228H232ZM231 229V230H232ZM236 229V228H235ZM235 229H233V231L235 230ZM242 229V228H241ZM252 229V228H251ZM258 229V228H257ZM14 230V229H13ZM161 230H163V229H161ZM173 230V229H172ZM172 230H171V232H172ZM179 230H182V228L181 229H178V232H179ZM202 230H203V228H202ZM230 230V229H229ZM165 230H163V232H164ZM167 231V230H166ZM165 231V232H166ZM183 231V230H182ZM246 231V230H245ZM251 231V230H250ZM261 231V230H260ZM159 232H161L160 230H159ZM162 232V233H163ZM168 232H170V231H168ZM201 232V231H200ZM230 232V231H229ZM174 233H175V231H174ZM194 233V232H193ZM205 233V232H204ZM237 233V232H236ZM243 233H245L244 231H243ZM258 233H260V232H258ZM160 234V233H159ZM167 234V233H166ZM169 234V233H168ZM179 234V233H178ZM190 234H192V231H190ZM232 234V233H231ZM230 234V235H231ZM238 234V233H237ZM253 234V233H252ZM262 234V233H261ZM207 235V234H206ZM205 235V236H206ZM175 236L177 237V235L175 234ZM191 236V235H190ZM214 236H216V235H214ZM213 236V237H214ZM233 236V235H232ZM244 236V235H243ZM256 236V235H255ZM258 236H259V234H258ZM264 236V235H263ZM168 237V236H167ZM167 237L165 238V239H167ZM169 237H170V235H169ZM172 237V236H171ZM168 238V239H170V240H172V238ZM182 237V236H181ZM189 237V236H188ZM192 237H193V235H192ZM246 237V236H245ZM245 237H243L244 239H245ZM260 237V236H259ZM174 238V237H173ZM210 238V237H209ZM237 238V237H236ZM241 238V237H240ZM247 238V237H246ZM248 238H250L249 236H248ZM248 238H247V240H248ZM258 238V237H257ZM190 239V238H189ZM192 239V238H191ZM197 239V238H196ZM195 239V240H196ZM201 239H203V238H201ZM205 239V238H204ZM207 239V238H206ZM205 239V240H206ZM211 239V238H210ZM221 239V238H220ZM235 239V238H234ZM173 240H177V238L176 239H173ZM241 240V239H240ZM240 240H239V243H241L240 242ZM164 241H166V240H164L163 239V242ZM182 241H184V240H182ZM207 241V240H206ZM211 241V240H210ZM210 241H208L209 243H210ZM249 241V240H248ZM254 242H255V240H253ZM261 241V240H260ZM175 242V241H174ZM176 242H180V241H176ZM185 242H187L186 240H185ZM196 242V241H195ZM194 242V243H195ZM247 242V241H246ZM165 244L166 243H168V242H164ZM208 243V244H209ZM249 242H247V244H248ZM251 243V242H250ZM260 243V242H259ZM258 243V244H259ZM180 244V243H179ZM190 244V243H189ZM211 244V243H210ZM209 244V245H210ZM167 245V244H166ZM170 245V244H169ZM184 245V244H183ZM250 245V244H249ZM187 246H190V245H187ZM198 246L199 245H197V249H198ZM212 246V245H211ZM195 247V245L193 246V248ZM224 247V246H223ZM243 247H244V245H243ZM246 247V246H245ZM250 247H252V246H250ZM249 247V248H250ZM255 247H258V246H256L255 245ZM254 247V248H255ZM188 249V248H187ZM191 249V248H190ZM200 249V248H199ZM202 249V248H201ZM225 249H226V247H225ZM247 249V248H246ZM252 249V248H251ZM250 249V250H251ZM210 250V249H209ZM227 250V249H226ZM261 250V249H260ZM191 251V250H190ZM190 251H188L189 253H190ZM206 251V250H205ZM213 251V250H212ZM220 251V250H219ZM254 251H256V250H254ZM259 251V250H258ZM258 251H256V252H258ZM192 252V251H191ZM209 252V251H208ZM226 252V251H225ZM228 252H229V250H228ZM234 252V251H233ZM232 252V253H233ZM248 252V251H247ZM263 252V251H262ZM161 253V252H160ZM231 252H230V254H232ZM237 253V254H238ZM251 253H252V251H251ZM255 253V252H254ZM207 254V253H206ZM253 254V253H252ZM263 254V253H262ZM192 255H194V254H192ZM208 255V254H207ZM212 255V254H211ZM258 255H260L259 253H258ZM264 255V254H263ZM223 256H225V255H223ZM231 256V255H230ZM210 257V256H209ZM255 257V256H254ZM260 257V256H259ZM258 258V257H257ZM224 259V258H223ZM227 259V258H226ZM261 259V258H260ZM230 260V259H229ZM226 263H228L227 262V260H226ZM231 263H233V262H231ZM246 263V264H247Z\"/></svg>", "mask_w": 264, "mask_h": 264}]
</instances>
